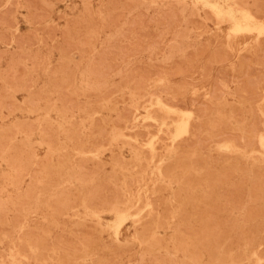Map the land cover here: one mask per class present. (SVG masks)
<instances>
[{"label": "rangeland", "instance_id": "1", "mask_svg": "<svg viewBox=\"0 0 264 264\" xmlns=\"http://www.w3.org/2000/svg\"><path fill=\"white\" fill-rule=\"evenodd\" d=\"M1 2V5H0V11H1V13H0V19L2 20V21H0V22H3L2 24H0V33H2V34H0V38L2 39V41L0 40V72H1V75H0V77H1V79H0V82H2V84L3 85H1V83H0V86H1V90H0V96L2 97H0V116L2 117V119L0 118V129H7L6 130V132H5V134L3 135V140L4 139H9L10 137V141H12L14 144H20L22 141H23V139L25 140L26 138H24V136H23V133L21 132V131H19L18 129H16V127H13V132H14V130H15V134L12 132V131H10L11 129H10V126H11V124L12 123H19V122H21V120H23L22 121V124H23V122H24V124L23 125H26L27 127H30L31 126V128H26L27 130H28V133H29V130H31L30 131V133L33 135V134H41V133H44V131L42 130V131H39V126H38V124H37V119H36V116H35V114L34 113H27V112H25L24 110H21L19 107L20 106H26V105H29V103H27V102H29L28 100H31L30 101V104L32 103V104H38V103H40V102H43V101H45V99H46V95H47V93L46 92H44V91H42L41 90V83H40V81L42 80V78H43V76H45L46 74H50L49 73V71L50 72H52V70H53V68H55L57 71H60V70H58V67H59V65H60V63H61V65H60V67L63 65H65V63L66 62H69L68 60H70V64L69 63H66L67 65L66 66H64V71H68V76H69V80L68 81H71L72 82V80H74V77H72V76H75L74 74H77V73H79V72H81L82 70L84 71L85 70V72H87L88 74H90V78L92 79V80H94L95 82H97V84H99L98 85V87H96V88H89L87 91H85L84 93H80V94H82V95H79V94H77V93H74V92H71V91H69V90H67L66 89V87H65V84L63 85V86H60V87H62V88H60V90L64 93V95H63V93L62 92H59L61 95H62V98L60 97L61 95L58 93V92H53V94L51 93L50 94V100H52L51 101V103H54V102H57V100H58V98H56V96L58 95V97L59 98H61V100H58V104H66V106H69V107H71V108H73V109H77V107H73V106H71V104L72 105H74V104H76L77 106H78V108L80 107V103H81V106H85L86 104H87V102H88V105H87V107L89 108V110H90V112H94V114H93V116L95 117V122H91V121H89V119L86 121L87 122V124H82L83 122H81V120L78 118V120L77 121H79V122H76L75 124H77L78 126L76 127V129L78 130V133L80 132V130H81V132L79 133V134H81V135H78V134H75L74 136L77 138V136L78 137H80V136H85L86 134L88 135L89 134V136H85L87 139H88V137H92V138H89V139H93L94 141H95V143H91V145L90 144H87V145H89V147H87V146H85L86 148H89V149H86L85 148V152H84V154H83V161H85L84 163H82L83 161L81 160L82 158H80V161H79V156L77 155V154H75V157H74V160H75V163L77 164V169H80L79 167H81V172L79 171V173H83V174H81V176L82 175H84L85 177H94V175H95V177H97L98 176V174H99V178H102V181L100 182V184H99V186L98 187H96L95 189H96V193H97V200H99L100 199V201H102L103 200V202H106L107 201V204H110L111 202H113V203H115L116 201H117V199H116V197L118 198V204H117V206H119L121 209H127V211H134V210H136V208L138 207V208H140L143 204H140L139 202H135L133 205H130L131 203L130 202H128L127 200H126V197L124 196V188H123V186H121V184H122V182H123V179H124V177L125 176H130L129 174L130 173H136L137 172V170H139L138 168H139V166H137L136 165V162H135V160H133V157H134V151L136 150V151H139V152H143V149L145 150H147L148 151V153L147 152H143V154H144V156H146L147 157V159L149 160V159H151V160H149V161H151L152 162V164H149V166L147 167V168H145L144 169V171L141 173V176H143L144 174V178H145V176H146V178L145 179H147L148 177H150L151 175H152V171H151V167L153 166V164H154V162L155 163H158V160L160 159V157H158V155H160V156H163V157H161V159H167V158H169V157H171V156H173L174 155V157L176 156V159H177V157L179 156V154L180 155H183V156H185L184 154H183V151L185 150H188L190 153H193V152H195L196 154H198L199 155V157H201V159H203V158H205L206 157V159L209 161V162H211V165H213L215 168H220L222 165L221 164H223V163H225V162H229V161H232L231 159H233V157H237V155H236V153L233 151V150H223V151H221L219 148H217V144L218 143H220V142H224V141H227V139H228V141H230V140H234V142L237 144H239L240 146H237V147H239V148H244V147H242L243 145L245 146V144L248 142V144H250L251 142V144L249 145V146H251L250 148H252L253 149V151H251L250 153H249V155H248V158L247 159H245V162L243 163V165H242V167H243V170H241V168H240V170H227L226 172H227V174H225V176H224V180H225V182L223 183V188H224V191L227 189V188H229V191H234L233 193L232 192H230L229 193V191H225V194H228V195H231V196H229V201H228V196H226L225 194V197L226 198H222V197H224L223 195L221 196V199H220V203H221V210H222V212L220 213V218H221V220H222V222L223 221H225V220H228V221H225V222H223V223H227V225L225 226V230L226 231H228L229 232V234H227L228 232H226L224 229H221L222 231V235H224V239H227V241H226V243H225V245L227 244L228 245V247L230 246L231 248H234V249H237V248H243L244 246H243V241H241L240 242V240L242 239V237H243V233L244 234H246L247 236H249V237H252V238H254V236H255V238L256 239H258V240H256V242L257 243H255L253 246H252V249L255 251V254H258V255H261L262 253L261 252H263L264 250H260V248H262V249H264V241L261 239L263 236H264V191L262 192L261 191V193H263V194H261V196H259L258 197V195H255V199H258L259 198V200H257V201H255L253 198H254V196H253V198H252V196L250 197H247L248 196V194L249 195H251V193L249 192V191H251V192H253L252 193V195H254V191L255 190H250V186H245L244 188L241 186V183H242V181H240V180H242L243 179V171H244V168L245 169H252V167H253V164H254V162H258V164H259V167H254L255 169H257L258 171H255L254 170V174H258L259 176H261V179L264 177V175H262V174H264V165H261V164H264V147H261L260 145H258L260 142L258 141V135L260 136V135H264V80L262 79V78H264V77H262L263 76V71H264V63H262V62H264V59H262V58H264L263 56H262V58L260 57L262 54H264L262 51H264V48L262 47V46H264V32L263 33H261V34H257L256 32H235V31H233L232 30V26L230 25L231 23H230V20L227 18V17H222V16H218L213 10H212V8L211 7H209V6H207V5H204V4H202L201 2H198L197 0H172V1H170V0H90V2L88 1V0H42V1H44L45 3L44 4H42L43 2L41 1V0H0ZM10 1H11V4H10ZM29 1V2H28ZM40 1H41V3H40ZM107 1V2H106ZM122 1H123V3H122ZM131 1H133L132 3H131ZM176 1V2H175ZM237 2H240L241 4H243V5H247V6H249V7H251L254 11H255V13L257 14V16L258 17H261V20L264 22V0H260V3H262V4H259V0H236ZM4 2V3H3ZM14 2V3H13ZM36 2V3H35ZM120 2V3H119ZM134 2L136 3V4H134ZM17 3H18V5H17ZM21 3V4H20ZM48 3H50V4H52L51 6L48 4ZM86 3V4H85ZM168 3H170V4H168ZM181 3V4H180ZM33 4V5H32ZM37 4V5H36ZM41 4V5H40ZM85 4V5H84ZM102 4H104V5H102ZM110 4V5H109ZM114 4H120V6L121 5H123V6H116V5H114ZM132 4V5H131ZM139 4V5H138ZM145 4V5H144ZM172 4V5H171ZM183 4V5H182ZM31 5V6H30ZM39 5V6H38ZM45 5V6H44ZM88 5V6H87ZM154 5V6H153ZM162 5V6H161ZM170 7H169V6ZM260 5V6H259ZM262 5V6H261ZM7 6H9V7H7ZM26 6V7H25ZM42 6H43V8H42ZM89 6H91V7H89ZM99 6V7H98ZM105 6V7H104ZM131 7V8H128V7ZM136 7V8H134V7ZM140 6V7H139ZM175 6H176V8H175ZM178 6H181L180 7V12H179V8H178ZM7 7V8H6ZM35 7V8H34ZM89 7V8H88ZM111 7V8H110ZM120 7V8H119ZM124 7V8H123ZM145 7V8H144ZM186 7V8H185ZM15 8V9H14ZM41 8V11L39 10ZM44 8H47V9H44ZM86 8H87V10H86ZM103 8H104V10H103ZM112 8L114 9V11H115V9H116V12H113L112 11V13L111 12H108V11H111L112 10ZM118 8V9H117ZM125 8H127V9H125ZM133 8V9H132ZM140 10H139V9ZM163 8V9H162ZM165 8V9H164ZM167 8V9H166ZM171 8V9H170ZM181 8H182V10H181ZM183 8H185V9H183ZM209 8L211 9V11L209 10ZM50 9V10H49ZM124 9V10H123ZM135 9V10H134ZM154 9V10H153ZM160 9V10H159ZM170 9V10H169ZM176 9H178L177 11H176ZM205 10L206 12H208V13H206L205 11V13H203V10ZM208 9V10H207ZM16 10V12H14ZM50 11V13L49 12H47L46 13V11ZM97 12H96V11ZM101 10V11H100ZM108 10V11H107ZM134 10V11H133ZM143 10V11H142ZM156 10V11H155ZM186 10V11H185ZM5 11H7L6 13H5ZM37 11V12H36ZM40 11V12H39ZM90 11H92L91 13L93 14H91L90 13ZM102 11H104V14H103V12ZM136 11V12H135ZM159 11V12H158ZM161 11H163V13L161 12ZM259 11V12H258ZM45 12V13H44ZM98 13V14H96V13ZM129 13L128 15L126 14V13ZM158 12V13H157ZM194 12H196V13H194ZM212 12H213V14H212ZM2 13H4V14H2ZM33 13H37V14H33ZM41 13H42V16H40L41 18H42V20H41V18H39V15H41ZM84 13V14H83ZM107 13V14H106ZM109 13H110V15H109ZM156 13V15H153V14H155ZM161 13V15H158V14H160ZM172 13V14H171ZM181 14V16H180V14ZM194 13V14H193ZM261 13V14H260ZM263 13V14H262ZM6 14V15H5ZM10 14H11V16H10ZM81 14V15H80ZM152 14V15H151ZM172 16H171V15ZM179 14V15H178ZM186 14V15H185ZM195 14H196V16H199V17H196L195 16ZM205 14H206V16H205ZM259 14V15H258ZM56 15V16H55ZM59 15V16H58ZM109 15V16H108ZM126 15V16H125ZM142 15V16H141ZM147 15V16H146ZM149 15V16H148ZM158 15V16H157ZM263 15V16H262ZM65 16V17H64ZM92 16H94L93 18H91ZM122 18H121V17ZM125 16V17H124ZM129 16V17H128ZM131 16V17H130ZM156 16V17H155ZM166 16H168V17H166ZM185 16V17H184ZM190 16H195V18H191ZM10 17V18H9ZM61 17H63V18H65V19H63V18H61ZM103 18V20H102V18ZM109 17V18H108ZM119 17V18H118ZM143 17V18H142ZM173 17V18H172ZM178 19L179 17H180V19H182V23H179V22H181V20L180 19H178V21H177V19ZM188 17V18H187ZM33 18H36V19H34L33 20ZM44 18H45V20H44ZM47 18V19H46ZM69 18H71V19H69ZM76 18V19H75ZM136 18V19H135ZM138 18V19H137ZM146 18V19H145ZM156 18V19H155ZM160 18V19H159ZM168 18V19H167ZM185 18V19H184ZM187 18V19H186ZM197 18H199V19H197ZM202 20H201V19ZM206 18H208L207 20H206ZM72 19H74V20H72ZM86 19L88 20V21H86ZM92 19H95V21L94 20H92ZM98 19H100V20H98ZM105 19H107V20H105ZM118 19V20H117ZM131 19V20H130ZM165 19H166V21H165ZM169 19H170V21H169ZM189 19V20H188ZM204 19V20H203ZM210 19V20H209ZM216 19V20H215ZM227 19V20H226ZM6 21V23H4L5 21ZM37 20V21H36ZM81 21V23H80V21ZM91 20H92V22L94 21L95 23H97V24H91L92 22H91ZM115 20V21H114ZM122 20H123V22H122ZM126 20H128L127 22H126ZM159 20V21H158ZM13 21V22H12ZM39 21V22H38ZM43 21V22H42ZM69 21H70V24H69ZM77 21H79V23H80V25H79V23L77 22ZM100 21L103 23H100ZM105 21V22H104ZM110 21V22H109ZM120 21L121 22V24H122V26H120L119 27V25H120V22L118 23V22ZM125 21V22H124ZM129 21H130V23H129ZM156 21V22H155ZM162 21V22H161ZM190 21V22H189ZM196 21H197V24H196ZM204 21V22H203ZM211 21V22H210ZM36 22H38V23H36ZM68 22V23H67ZM77 22V23H76ZM100 24H99V23ZM107 22V23H106ZM155 22V23H154ZM164 22V23H163ZM169 22V23H168ZM174 22V23H173ZM177 24H176V23ZM188 22V23H187ZM213 22V23H212ZM31 23V24H30ZM75 23V24H74ZM84 23V24H83ZM89 23V25H87ZM110 23H112V25L110 24ZM128 23V24H127ZM157 23H159L158 24V27H157ZM178 23L180 24V25H178ZM186 23V24H185ZM205 23V24H204ZM9 24V25H8ZM50 24V26L48 27V25ZM77 24V25H76ZM115 24V25H114ZM133 24V25H132ZM137 24H140V25H137ZM142 24V25H141ZM149 24H151L153 27H154V29H151L152 28V26L151 25H149ZM156 24V25H155ZM174 24H176V25H174ZM185 24V25H184ZM201 24V25H200ZM208 24H210V25H208ZM82 25V26H81ZM99 25V26H98ZM110 25V26H109ZM127 25V26H126ZM136 25V26H135ZM148 25V26H147ZM155 25V26H154ZM186 25H188V27L186 26ZM1 26H3V27H1ZM9 26V27H8ZM15 26V27H14ZM58 27V28H56V27ZM75 26H76V28L77 27H79V29H76L75 28ZM87 26H89V27H91V28H84V27H87ZM102 28H101V27ZM103 26H104V28H103ZM110 28H109V27ZM112 26V27H111ZM125 26V27H124ZM143 26H144V28H143ZM202 26V27H201ZM204 26H205V28H204ZM35 27V28H34ZM40 27H42V28H40ZM46 27V28H45ZM66 27H68V29L66 28ZM80 27L83 29V30H85V31H82V30H80ZM134 27V28H133ZM161 27V28H160ZM165 27V28H164ZM173 27H176V32H175V28H173ZM181 28L182 27V29H181V31H180V29H178V28ZM197 29H196V28ZM201 27V28H200ZM53 28V29H52ZM63 28V29H62ZM105 28H107V29H105ZM117 28V29H116ZM125 28V29H124ZM139 28V29H138ZM143 28V29H142ZM146 28V29H145ZM168 28V30L170 29L171 30V32L173 33H171L170 32V30L169 31H165V29H167ZM187 28V29H186ZM33 29V32L31 31V30ZM37 29V30H36ZM45 29V30H44ZM60 29V30H59ZM65 29V30H64ZM73 29H76V30H73ZM86 29H88L87 31H86ZM121 29H122V31H121ZM157 29V30H156ZM172 29H173V31H172ZM183 29L185 30V33H184V31H183ZM203 29V30H202ZM223 31H222V30ZM1 30H3V31H1ZM7 30V31H6ZM34 30H36V31H34ZM78 30H80L79 32H78V34L76 33V31H78ZM125 30H127V31H125ZM144 30V31H143ZM155 30V31H154ZM163 30H164V32H163ZM199 30V31H198ZM205 30V31H204ZM7 33V35H6V33ZM44 31V32H43ZM46 31V32H45ZM60 31H62V32H60ZM69 31V33L67 34V32ZM73 32V33H71L70 34V32ZM75 31V32H74ZM90 31V32H89ZM119 31H121V32H119ZM131 31V32H130ZM134 33H133V32ZM162 31V32H161ZM179 31H180V34H178L179 33ZM204 31V32H203ZM208 31V32H207ZM225 31V32H224ZM24 32V33H23ZM26 32V33H25ZM37 32V33H36ZM49 32H50V34H49ZM87 32V33H86ZM137 32V34L135 35V33ZM154 32V33H153ZM178 32V33H177ZM198 32V33H197ZM200 32V33H199ZM21 33V34H20ZM36 33V34H35ZM45 35H44V34ZM47 33V34H46ZM57 33V34H56ZM77 34V35H79V36H82V37H80L81 39H79L78 41H82V44H81V42H78L77 41V37H76V35L75 34ZM118 33V34H117ZM132 33H133V37H132ZM163 33H169L168 35L166 34H163ZM175 33V34H174ZM178 35H177V34ZM184 33V34H183ZM231 33V34H230ZM11 35V37H10V35ZM37 34H38V36H37ZM73 34V35H72ZM87 34V35H86ZM91 34H92V36H91ZM115 34H116V36L117 37H115ZM172 36H171V35ZM1 35H3V36H1ZM22 35H23V37H22ZM26 35V36H25ZM42 35H43V37H42ZM46 35H49L50 36V38L51 39H49L48 38V36H46ZM55 35H56V38H55ZM83 35H84V37L85 38H83ZM97 37H96V36ZM119 35V36H118ZM138 35V36H137ZM160 35H163V37L161 36L160 37ZM174 35H176V36H174ZM217 35V36H216ZM258 35V36H257ZM34 36H35V38H34ZM40 36V37H39ZM69 36H71L70 37V39H69ZM74 36V37H73ZM120 36H126L125 37V39H122V38H120ZM128 36V37H127ZM141 36H142V38H141ZM150 36V37H149ZM164 36H166V37H164ZM179 36L181 37V36H183V37H181L180 39H179ZM7 37L9 38V39H7ZM19 37V38H18ZM38 37V38H37ZM59 37V38H58ZM76 37V38H75ZM134 38L133 40L131 39V38ZM143 37H144V39H143ZM170 37H172V40H171V38ZM174 37H175V39H174ZM14 38V39H13ZM46 38V39H45ZM58 38V39H57ZM62 38V39H61ZM71 38H73L74 40H72ZM91 38V39H90ZM95 38V39H94ZM114 38H117L116 40L114 39ZM119 38H120V40H119ZM128 38V39H127ZM169 38H170V41H169ZM256 38V39H255ZM261 38V41L259 40ZM263 38V39H262ZM19 39V40H18ZM44 41H43V40ZM62 41H60V40ZM76 39V40H75ZM87 39V40H86ZM94 39V40H93ZM97 39V40H96ZM131 39V40H130ZM151 39V40H150ZM161 39H163V40H161ZM166 39H168V40H166ZM249 39V40H248ZM10 41V42H8V41ZM15 40V41H14ZM29 40V41H28ZM30 40H32V41H30ZM46 40V41H45ZM91 40V41H90ZM96 40V41H95ZM149 40V41H148ZM182 40V41H181ZM186 40V41H185ZM197 40V41H196ZM4 41H5V43H4ZM52 41V42H51ZM58 41V42H57ZM111 41H112V43H111ZM114 41V42H113ZM117 41V42H116ZM131 44V46H129L130 44L128 43V42ZM144 41H146V43H144ZM162 41H166L165 42V46L164 45H162L164 42H162ZM168 41V42H167ZM203 41H205V42H203ZM216 41H218L217 43H216ZM244 41V42H243ZM16 42V43H15ZM47 42H50V43H48L47 44ZM89 42V43H88ZM94 42V43H93ZM110 42V43H109ZM119 42H121V43H119ZM127 42V43H126ZM136 42V43H135ZM142 42H143V44H142ZM170 42H172V43H170ZM181 42V43H180ZM191 42V44H192V46H190L191 44H188V43H190ZM201 43V46H200V43ZM207 42H208V44H207ZM8 43V44H7ZM27 43V44H26ZM32 43V44H31ZM61 45H60V44ZM74 43H75V45H74ZM79 43H80V45H79ZM90 44L89 46H90V49H89V47L86 45V47L85 48H83L85 45L84 44ZM91 43H93V45H92V47H91ZM105 43H106V47H107V45H109L110 47H108V48H110V50H107L106 49V47L105 46H103V45H105ZM117 43V44H116ZM158 43V44H157ZM160 43H161V45H160ZM170 43V44H169ZM176 43V45L177 46H175V45H173V44H175ZM206 43V44H205ZM214 43V44H213ZM18 44V45H17ZM59 44V45H58ZM64 44V45H63ZM66 44H67V47H66ZM111 44V45H110ZM129 44V45H128ZM135 45V47H133L134 45ZM137 44H138V46H137ZM145 44V45H144ZM147 44H149V45H147ZM210 44V45H209ZM263 44V45H262ZM17 45V46H16ZM24 45V50H23V47L22 46ZM30 45H32V46H30ZM102 45V46H101ZM125 45V46H124ZM133 45V46H132ZM168 45V46H167ZM170 45V46H169ZM206 45V46H205ZM31 48H30V47ZM42 46H44V48L42 47ZM55 48H54V47ZM57 46V47H56ZM65 46V48H63L62 49V47H64ZM68 46H71L70 48L68 47ZM73 46V47H72ZM82 46V47H81ZM96 46V47H95ZM112 46V47H111ZM114 46L117 48H114ZM121 48H120V47ZM129 46V47H128ZM140 46V47H139ZM175 46V47H174ZM187 46V47H186ZM189 46H190V48H189ZM195 46H197V48L195 47ZM198 46H200V47H198ZM220 46V47H219ZM253 46V47H252ZM16 47V48H15ZM37 47V48H36ZM39 47V48H38ZM49 47H51V48H49ZM61 49H60V48ZM78 47V48H77ZM80 47V48H79ZM103 47H105V50H104V48ZM125 47V48H124ZM133 47V48H132ZM147 47H148V49H147ZM153 47V48H152ZM157 47V48H156ZM170 47V49H168L167 50V48H169ZM183 47V48H182ZM262 47V48H261ZM3 48H5V49H3ZM57 48V49H56ZM68 48V49H67ZM73 48H75V49H73ZM82 48H83V50L85 51L84 53H82V51H80V53H79V51H78V49L79 50H82ZM101 48V49H100ZM120 48V49H119ZM123 48V49H122ZM129 48H130V50H129ZM156 48V49H155ZM191 48H192V50H191ZM212 48V51H215L216 53H217V55H218V53H219V57H217V55L216 54H214L213 55V53H211L210 54V52H211V49ZM262 50H261V49ZM30 49V50H29ZM66 49V50H65ZM71 49H73L72 51H71ZM92 49V50H91ZM125 49V50H124ZM128 49V50H127ZM152 50L151 52L149 51V50ZM161 51H159V50ZM166 49V50H165ZM197 51H196V50ZM217 49V50H216ZM226 50V51H224V50ZM227 49H229V50H227ZM259 49V50H258ZM13 50V51H12ZM19 52H18V51ZM64 52V50H65V54L62 52V51ZM77 50V51H76ZM97 50H99V51H97ZM155 50V51H154ZM166 52H165V51ZM256 50V51H255ZM14 51H15V53H14ZM30 51H32L30 54H29V52ZM68 51V52H67ZM73 52L72 54H71V56H69L70 55V53L69 52ZM92 51V52H91ZM117 51V52H116ZM141 51H143V52H141ZM145 51V52H144ZM185 51V52H184ZM188 51H190V52H188ZM193 51V52H192ZM203 51H205V53L203 52ZM3 52H5V53H3ZM7 52V53H6ZM28 52V53H27ZM61 52H62V54H61ZM90 52L91 54H89V55H87L88 53ZM95 52L97 53V54H95ZM98 52H99V54H98ZM105 52V53H104ZM112 54H111V53ZM119 52H120V54H119ZM149 52V53H148ZM153 52H156L155 53V55L153 54ZM171 52V54H169ZM214 52V53H215ZM230 52V53H229ZM262 52V53H261ZM13 53V56H14V54H16L15 56H14V58H13V56L11 55ZM21 53V54H20ZM23 53H27V55L25 54H23ZM41 55H40V54ZM100 53H101V56H100ZM110 53V55H108V54ZM117 53V54H116ZM122 53V54H121ZM139 53V55H137V56H135L134 54H138ZM147 53V54H146ZM159 53V54H158ZM166 55H165V54ZM174 55H173V54ZM186 53V56L184 55ZM193 53V54H192ZM204 53V54H203ZM223 53H225V55H223ZM228 53V54H227ZM244 53V54H243ZM44 54H46V55H44ZM66 54H69V55H66ZM82 54V55H81ZM104 54V55H103ZM106 54V55H105ZM115 54H116V56H115ZM124 54L126 55V56H124ZM169 55V57H168V55ZM194 54H197V56L195 55V58H193L194 57ZM203 54V55H202ZM209 54V55H208ZM258 54H260V55H258ZM19 55H21L22 57H24V59L23 60H21L22 59V57L20 56L19 57ZM48 55H49V57H48ZM80 55V56H79ZM96 55V56H95ZM133 55V57H131V56ZM171 55H173V56H171ZM176 55V57L174 58V56ZM208 55V56H207ZM241 55V56H240ZM243 55H248L247 57H248V59H247V57L246 56H244L243 57ZM251 56V61H250V56ZM19 58H21V59H18V57ZM27 56V57H26ZM30 56V58H31V60H30V58H28ZM63 56H64V58H63ZM73 56H74V58H73ZM86 56V57H85ZM90 56V57H89ZM95 56V57H94ZM104 56V57H103ZM120 56V57H119ZM127 56L129 57L128 59H127ZM168 58H170L171 57V59H167V57ZM178 56V57H177ZM185 56V60H186V58L188 59V57H189V60L188 61H193V62H187V60L184 62V61H182V62H179V61H181L182 59H184L183 57ZM188 56V57H187ZM199 56V57H198ZM202 56V57H201ZM213 56L215 57V58H213ZM257 56H259L261 59L259 60L258 59V57ZM17 57V58H16ZM35 57V58H34ZM42 57V58H41ZM68 57V58H67ZM115 57V58H114ZM159 57H160V59H159ZM198 57V58H197ZM201 57V58H200ZM210 57V58H209ZM246 57V60H244V58ZM254 57H256L255 59H254ZM11 58H13L14 60H12ZM26 58V59H25ZM38 58V59H37ZM46 60H45V59ZM60 58V59H59ZM76 58V59H75ZM78 58H80V59H78ZM86 58V59H85ZM94 58V59H93ZM98 58V59H97ZM107 58H109V59H107ZM123 58H126V59H123ZM140 58V60L142 61H140V60H138ZM141 58H144V60L143 59H141ZM152 58V59H151ZM179 58H181V59H179ZM192 58V59H191ZM198 59V61H197V59ZM207 58V59H206ZM211 58H212V60H211ZM218 58V59H217ZM224 58H226L225 59V61H224ZM240 60H239V59ZM242 58H243V60H244V62H243V60H242ZM11 59V60H10ZM38 61H36V60ZM51 59V60H50ZM73 59H75V62L73 61ZM78 59V60H77ZM90 59V60H89ZM92 59H93V61H92ZM111 59H113V60H111ZM116 59V60H115ZM158 59L160 60V61H158ZM173 59V61L171 62V60ZM176 59V60H175ZM205 59H206V61H205ZM208 59H210V60H208ZM215 59V60H214ZM231 59V60H230ZM259 60L260 61V63H258V61L257 60ZM19 60V61H18ZM39 60H40V62L42 63H40L39 62ZM58 60H60V61H58ZM61 60H63V62L61 61ZM64 60H67L66 62L64 61ZM76 60H77V63H76ZM80 60V61H79ZM82 60V61H81ZM104 60V61H103ZM107 60H108V62H107ZM126 60V61H125ZM132 60V61H131ZM136 60V61H135ZM146 60V61H145ZM154 60V61H153ZM165 60V61H164ZM178 60V61H177ZM247 60H249L250 61V63L247 61ZM256 60V61H255ZM13 61V62H12ZM18 63H17V62ZM33 61V63H31ZM99 61V62H98ZM106 61V62H105ZM112 61V62H111ZM116 61V62H115ZM117 61H119V62H117ZM137 62V63H135V62ZM140 61V62H139ZM156 61V62H155ZM175 61H176V63L178 62V64H176L175 63ZM200 61V62H199ZM204 61L205 62H208L206 65H205V63H204ZM214 61V62H213ZM215 61H217L216 62V64H215ZM220 61H221V63H220ZM238 61H239V63H238ZM242 61V62H241ZM262 61V62H261ZM17 63L18 64V66H17V64L16 65H14L15 63ZM23 63L22 65L20 64V63ZM57 62H58V64H57ZM80 62V63H79ZM94 64H93V63ZM97 62H98V65L99 66H96L95 65V63L97 64ZM114 62V63H113ZM133 62V64H131ZM150 62V63H149ZM170 62V63H169ZM197 62V64H195ZM223 62V63H222ZM247 62V63H246ZM257 62V63H256ZM38 63V64H37ZM47 65H46V64ZM55 63V64H54ZM135 63V64H134ZM144 63H147L149 66H150V68L148 67V65L146 64H144ZM162 65H161V64ZM170 65L168 68H167V66H168V64ZM181 63L183 64H185V65H187V66H185L184 64L183 65H181ZM187 63V64H186ZM198 63H199V65H200V68H199V66H198ZM201 63V64H200ZM209 63H211V64H209ZM244 63H246V64H244ZM249 63V64H248ZM25 64H27V65H25ZM35 64V65H34ZM52 64H53V66H52ZM74 64V65H73ZM81 64H87V66H85V67H80L79 68V66L81 65ZM92 64V65H91ZM105 64V65H104ZM136 64H138V65H136ZM140 64V65H139ZM143 64V65H142ZM150 64H152V65H150ZM177 65V67H178V70H177V67L175 68V66ZM34 65V66H33ZM44 65H46L47 67H45ZM57 67H55V66ZM69 65H73V66H69ZM77 65V66H76ZM95 65V67L92 69V67ZM104 65V66H103ZM118 65H120V66H118ZM129 65V66H128ZM153 65H155L156 67H154ZM164 65V66H163ZM180 65H181V68H180ZM191 67H190V66ZM194 65L195 66H197V67H194ZM242 65V66H241ZM248 67H247V66ZM249 65H250V68H249ZM261 67H260V66ZM17 66V67H16ZM27 68V70H26V68ZM28 66H30V67H32V73L31 72H29L28 71ZM41 66H42V71L40 70V68H41ZM69 67V69H68V67ZM77 68H76V67ZM100 66H101V68H100ZM118 66V68H116ZM125 66V67H124ZM128 66V67H127ZM152 66V67H151ZM161 67V68H159V67ZM183 66V67H182ZM220 66V67H219ZM244 66V67H243ZM252 66V67H251ZM21 67H22V69H21ZM36 67V68H35ZM44 67V68H43ZM65 67H67V69L65 68ZM73 67V68H72ZM102 67H104V68H102ZM131 69H130V68ZM158 67V68H157ZM165 67V68H164ZM172 67V69H173V67L175 68V71L176 72H178V74L177 73H175V71H173L172 69H169V68H171ZM186 69H189V70H186ZM190 67V68H189ZM193 67V69H191ZM204 67H206V69L204 70ZM210 67H211V69H210ZM220 69H219V68ZM239 67H240V70H239ZM255 67V68H254ZM257 67H258V69H257ZM263 67V68H262ZM5 68V69H4ZM51 68V69H50ZM90 68L92 69V72H91V70H90ZM100 68V69H99ZM105 68H106V70H105ZM127 68V69H126ZM139 68V69H138ZM155 68V69H154ZM180 68V69H179ZM182 68H183V70H182ZM196 68H198L197 69V71L195 70ZM218 68V69H217ZM223 68H225V69H223ZM227 68V69H226ZM246 68V69H245ZM251 68H252V70H251ZM7 69V70H6ZM16 69H19V71L18 70H16ZM38 69H39V71H38ZM75 69H76V71L77 72H75ZM99 71H98V70ZM134 69H136V70H134ZM158 71H157V70ZM161 69V70H160ZM169 69V70H168ZM217 69V71L215 72V70ZM239 70V72H238V70ZM243 69V70H242ZM248 69V70H247ZM4 70V71H3ZM10 70H11V72H10ZM23 70V74L25 73L26 75H21L20 73H21V71ZM71 70V71H70ZM73 70V71H72ZM110 70V71H109ZM114 70V71H113ZM122 70V71H121ZM124 70V71H123ZM131 70L133 71L131 74H130V72H131ZM164 70V71H163ZM167 70V71H166ZM184 73V75L185 76H183V73L181 72V71ZM190 70H193V71H191L190 72ZM203 70H204V72H203ZM221 70V71H220ZM227 70V71H226ZM255 70V71H254ZM259 70V71H258ZM260 70L263 72V73H261L260 72ZM7 71V72H6ZM28 71V72H27ZM37 71V72H36ZM56 71V72H57ZM94 71V72H93ZM113 71V72H112ZM141 71V72H140ZM169 71V72H168ZM173 71V72H172ZM189 71V72H188ZM200 71V72H199ZM227 73V75H226V77H225V72ZM246 71H247V73H246ZM257 71V72H256ZM3 72V73H2ZM16 72H18L19 74L17 75V73ZM27 72V73H26ZM55 72V70H53V72L52 73H56ZM71 72H72V74H71ZM74 72V73H73ZM91 72V73H90ZM98 72H99V74H98ZM121 72H122V75H121ZM139 72V73H138ZM159 74V73H162V74H159L160 76H157V74ZM188 72V73H187ZM195 72V73H194ZM209 72V73H208ZM240 72H243V73H240ZM245 72V73H244ZM260 72V73H259ZM29 73H30V76H32V77H30L29 76ZM93 73V74H92ZM95 73H97L98 74V77H97V74L95 75ZM111 73V74H110ZM114 73V74H113ZM116 73V74H115ZM142 77L143 76V79H145L146 80V82H145V80H143V79H141V77L140 76H138V74ZM153 73V74H152ZM164 73H167V74H169V75H166V74H164ZM182 73V74H181ZM193 73V74H192ZM200 73V74H199ZM209 74V76H207L208 74ZM219 73H220V75H219ZM232 73V75H231V77H230V74ZM235 73V74H234ZM237 73V74H236ZM240 73V74H239ZM250 73V75H248ZM256 73V74H255ZM258 73H259V75H258ZM15 74H16V76H15ZM38 74V79H37V75ZM70 74V75H69ZM94 76H92V75ZM102 74V75H101ZM110 74V75H109ZM126 74H127V76L129 77H127L126 76ZM150 74V75H149ZM172 74H174V75H176V76H174V75H172ZM224 74V75H223ZM244 74H245V78H243V76H244ZM253 74V75H252ZM262 74V75H261ZM2 75H5V76H2ZM99 75H101L102 76V78H104L103 80H102V78H101V76L99 77ZM120 75H121V77H120ZM125 75V76H124ZM134 75V76H133ZM137 75V76H136ZM148 75V76H147ZM163 75V76H162ZM190 75H191V77H190ZM236 75V76H235ZM22 78H21V77ZM24 76V77H23ZM27 76H29V77H27ZM104 76V77H103ZM106 76V77H105ZM108 76V77H107ZM109 76H110V78H109ZM132 76V77H131ZM152 76V77H151ZM170 78H169V77ZM183 76V77H182ZM189 76V77H188ZM197 76V77H196ZM204 77V76H206V77H204V78H201V77ZM256 76H257V79H256ZM3 77H5V78H7V77H9L10 78V81H9V78L7 79V80H5V78H3ZM11 77H12V79H11ZM17 77V78H16ZM71 77V78H70ZM127 77V78H126ZM134 77V78H133ZM150 77V78H149ZM169 79H168V78ZM174 79V80H172V78ZM180 77V78H179ZM194 77V78H193ZM225 77V78H224ZM230 77V78H229ZM240 77V78H239ZM249 77H251V78H253V79H251V78H249ZM259 77H260V79H259ZM262 77V78H261ZM3 78V79H2ZM27 78V79H26ZM121 78V79H120ZM131 78V79H130ZM133 78V79H132ZM136 78H138L137 80H138V82H139V84H138V82H137V80H136ZM183 78V79H182ZM218 78V79H217ZM233 78V79H232ZM235 78V79H234ZM238 78H239V80H238ZM246 78H248V80L246 79ZM29 79H30V81H29ZM37 80V82H36V80ZM100 79V80H99ZM115 79V80H114ZM120 79V80H119ZM128 81H127V80ZM130 79V80H129ZM156 79V80H155ZM163 79V80H162ZM168 79V80H167ZM177 79V80H176ZM188 79V80H187ZM203 80V83L201 82L202 80ZM213 79H214V81H213ZM243 79V80H242ZM250 79H251V81H252V84H250L251 83V81H250ZM258 80V81H256V80ZM262 79V80H261ZM12 80V81H11ZM17 80H18V82L19 83H25L26 85H27V83H28V89H26V90H17L13 95L15 96L14 97V99L16 100V101H14V99H11V98H13V96L10 98L9 96H7V91H8V88L10 87V86H12L11 85V83L14 85L15 83L14 82H16V83H18L17 82ZM28 80V81H27ZM106 80V81H105ZM117 80V81H116ZM119 80V81H118ZM125 80H126V82H125ZM141 82H140V81ZM167 80V81H166ZM173 82H171V81ZM207 80V81H206ZM216 80V81H215ZM220 81V82H218V83H220L222 86H220L219 84H217V81ZM226 81V83H225V81ZM244 80L246 81V84H247V82H249L248 84H250V85H253L254 83V86H256L255 87V90L257 89V91H256V93H255V95L258 97H256L255 95H254V93H252L251 94V92H253L254 91V86H251V87H249V85H248V88L247 87H245L246 86V84H244L245 82H244ZM9 81V82H8ZM32 81V82H31ZM114 81V82H113ZM116 81V82H115ZM134 81H135V83H134ZM169 81V82H168ZM178 81H180V82H178ZM181 81H183V82H181ZM197 81V82H196ZM198 81H199V83H198ZM224 81V82H223ZM229 81V82H228ZM233 81V82H232ZM235 81V82H234ZM59 81H56V83H57V85H60L61 84V82H59ZM122 82H125V83H122ZM132 82H133V84H132ZM174 82H175V85L178 87V90L180 91H178L177 90V88L175 87V85H174ZM178 82V84H176ZM238 84H237V83ZM241 82V83H240ZM259 82V83H258ZM32 83V84H31ZM101 83V84H100ZM143 83V84H142ZM150 83V84H149ZM170 83V84H169ZM180 83H183L182 85L180 84ZM185 83H186V85H185ZM187 83H189V84H187ZM192 83V84H191ZM195 83V84H194ZM197 83V84H196ZM209 83V84H208ZM31 84V85H30ZM118 84V85H117ZM130 84H132L133 86H135V88L131 85V86H129ZM191 84V85H190ZM212 84V85H211ZM227 84H229L228 86H227ZM240 84L243 86H240ZM109 85V87H107V86ZM121 85H123V86H121ZM144 85H146V87L144 86ZM174 85V86H173ZM195 85V86H194ZM197 85V86H196ZM199 85V86H198ZM203 85H205V86H203ZM211 85V86H210ZM238 86L237 88H238V90H239V92H237V89H236V86ZM262 85H263V87H262ZM39 86V87H38ZM115 86V87H114ZM118 87V89H114V88H117ZM171 86H173V87H171ZM194 86V87H193ZM208 86V87H207ZM235 86V87H234ZM258 86L260 87L259 89H258ZM5 87V88H4ZM101 87H103V88H101ZM104 87H106V88H104ZM111 87V88H110ZM143 89H142V88ZM164 87V88H163ZM185 87H187V88H185ZM207 87V88H206ZM226 87V88H225ZM228 87V88H227ZM230 87V88H229ZM40 88V90H38ZM131 88V89H130ZM133 88V89H132ZM139 88V89H138ZM144 88H146V89H144ZM159 88H161V89H159ZM169 88V89H168ZM201 88V89H200ZM206 88V89H205ZM211 88V89H210ZM219 88H221V89H219ZM245 89V92H244V90L243 89ZM4 89H6V92H5V90ZM31 89H34L33 90V92H31L32 90ZM58 89V88H57ZM103 89H104V91H103ZM135 89V90H134ZM140 89H141V91H140ZM147 89H148V91H149V93H148V91H147ZM172 89L174 90L175 89V91H173L172 92ZM192 89V90H191ZM208 89V90H207ZM220 91H219V90ZM233 89V90H232ZM236 89V90H235ZM261 89V90H260ZM3 90V91H2ZM36 90V91H35ZM66 90L67 91H69V93L68 92H66ZM93 90V91H92ZM116 90V91H115ZM137 91L138 90V94H141L140 95V97L144 94H146L145 96L143 95L142 97H141V106H140V109H144L145 110V108H144V104H147L148 102L147 101H145V100H147L149 97L151 98L153 95H159L161 98H165V99H163L167 104H169L171 107H173L174 109H175V112L173 111V112H166V110L164 111V110H161L160 108H158L156 105H150V106H148L147 108H149V111L152 113V115H154V117L155 118H143V116L141 115V114H137V111H136V109H135V106L133 105V103H132V101H131V91ZM151 90V91H150ZM158 90V91H157ZM161 90V91H160ZM168 90V91H167ZM191 90V91H190ZM222 90V91H221ZM253 90V91H252ZM97 91H98V93H100V94H102V95H100L99 94V97H102L101 98V100H106L107 101V104H104V105H101V104H99V101L98 100H96V99H100L99 97H98V93H97ZM111 91V92H110ZM153 91V92H152ZM155 91V92H154ZM162 91H164V93H162ZM166 91V92H165ZM176 91L178 92L177 94H176ZM184 91H186V94H183V95H181L182 93H185ZM219 91V92H218ZM227 93H226V92ZM237 92V93H235L234 95L232 94V93H234V92ZM251 91V92H250ZM259 91V93H261V95L260 94H258L257 92ZM3 92V93H2ZM36 92H38L37 94H39V95H37V96H39V97H37L36 96ZM87 92L89 93V95L87 94ZM144 92H146V93H144ZM151 92V93H150ZM158 92V93H157ZM169 92V93H168ZM192 94H191V93ZM205 92H207L206 94H205ZM224 92V93H223ZM228 92H229V94H228ZM231 92V93H230ZM240 92H244L243 94L242 93H240ZM250 92V93H249ZM4 93H5V95H4ZM45 93V94H44ZM106 93V94H105ZM122 93V94H121ZM160 93V94H159ZM171 93V94H170ZM187 93H188V95H187ZM195 93V94H194ZM199 93L201 94V95H199ZM240 93V94H239ZM248 93V94H247ZM3 94V95H2ZM31 95V98L33 99H29L30 98V95ZM43 94V95H42ZM71 94V95H70ZM72 94H73V96H72ZM75 94H77V95H75ZM86 94L88 95V96H86ZM93 94V95H92ZM97 94V95H96ZM109 94H111L110 96H109ZM119 94V95H118ZM165 94H166V96H168V97H165ZM179 94V95H178ZM189 94H191V96L189 95ZM231 94V95H230ZM237 94H238V98H237ZM258 94V95H257ZM40 95H41V98H40ZM60 95V96H59ZM66 95H68V96H66ZM91 95V96H90ZM150 95V96H149ZM170 95V96H169ZM178 95V96H177ZM199 97H198V96ZM248 95V97L246 98V96ZM252 95V96H251ZM33 96L35 97V99H39V101L37 102H35V100H34V98H33ZM43 96L45 97V98H43ZM65 96V97H64ZM77 96V97H76ZM108 96V97H107ZM114 96H115V98L116 97H118L116 100H115V98H114ZM175 96H177V97H175ZM185 98L184 100H183V97ZM212 96V97H211ZM223 96V97H222ZM225 96V97H224ZM236 96V97H235ZM241 98H240V97ZM251 96V97H250ZM261 96H262V98H261ZM18 97V98H17ZM71 97V98H70ZM95 97V98H94ZM107 97V98H106ZM127 97H128V99H127ZM171 97V98H170ZM180 97V98H179ZM193 97V98H192ZM195 97V98H194ZM197 97V98H196ZM242 97H243V99H242ZM256 97V99H254ZM3 98H4V100H3ZM7 98H8V100H7ZM9 98H10V100H9ZM87 98V99H86ZM104 98H106V99H104ZM114 98V99H113ZM120 98V99H119ZM124 98H125V100H124ZM149 98V99H150ZM176 98H178V99H176ZM202 98V99H201ZM215 98H216V100H215ZM219 98V99H218ZM244 98H245V100H244ZM251 98V99H250ZM6 99V100H5ZM41 99H42V101H41ZM54 99V100H53ZM84 99H85V101H84ZM90 99V100H89ZM148 99V100H149ZM182 99V100H181ZM222 101H221V100ZM235 99V100H234ZM248 99V100H247ZM3 100V101H2ZM76 100V101H75ZM79 100V101H78ZM87 100V101H86ZM93 100V101H92ZM112 100V101H111ZM117 100L119 101V102H117ZM169 100V101H168ZM198 100V101H197ZM204 100V101H203ZM247 100V101H246ZM254 100V101H253ZM6 101V106L4 107L3 105H4V102ZM12 101V102H11ZM18 101H19V103H18ZM25 101H26V103H25ZM65 101V102H64ZM67 101H72V103H70V102H68V104H67ZM96 101V102H95ZM121 101V102H120ZM144 101H145V103H144ZM172 101V102H171ZM185 101V102H184ZM197 101V102H196ZM201 101H203V102H201ZM221 101V102H220ZM245 101V102H244ZM249 101V102H248ZM255 101H256V103H255ZM14 102V103H13ZM22 102V103H21ZM46 102V101H45ZM74 102V103H73ZM86 102V103H85ZM95 102V103H94ZM129 102V103H128ZM147 102V103H146ZM187 102H190V103H187ZM205 102H207L208 104H210V105H208L209 107H206L205 106V104H207V103H205ZM216 102V103H215ZM228 102V103H227ZM239 102V103H238ZM248 102V103H247ZM1 103L3 104L2 105V108H1ZM18 105H20V106H17V104ZM85 105H84V104ZM127 103V104H126ZM143 103V104H142ZM191 103H192V105H191ZM204 103V108L202 109V104ZM256 104V107H255V104ZM13 104H15V105H13ZM24 104V105H23ZM127 106H126V105ZM251 105L250 107H249V105ZM76 105H74V106H76ZM94 105V106H93ZM112 105V106H111ZM123 105L125 106V107H123ZM177 105V106H176ZM189 105V106H188ZM197 105H198V107H197ZM201 105V106H200ZM222 105H224V106H222ZM236 105V106H235ZM262 105V106H261ZM16 106V107H15ZM111 106V107H110ZM192 106V107H191ZM212 106H213V108H212ZM219 106H222V108H223V110L227 113H232V112H234V113H236L235 115L237 116L236 118L239 120V118H238V116H240L241 114V116L243 117H241L240 118V120H244V122H247V125H250V124H252V125H250L251 127H252V129H251V127L250 126H248V130L250 129V132H249V136H245V139H244V135H242L241 134V131H240V129H238V128H236V127H234L233 125H232V123H229V124H225V125H222V127H219L218 128V130H216L214 133H212V135L210 136V134L208 133V129H209V124L207 123V122H209L210 121V117L213 115V113H215L216 112V109L215 108H218L219 109ZM235 106V107H234ZM245 106V107H244ZM252 106H253V110H250V109H252ZM92 107H94V108H96V110L94 109L93 110V108ZM98 107V108H97ZM129 107V108H128ZM134 107V108H133ZM177 107V108H176ZM180 107V108H179ZM188 107V108H187ZM239 107H241L242 108V112H241V108H240V110H239ZM6 108V109H5ZM17 109V111H16V109ZM124 108V109H123ZM131 108V109H130ZM133 108V109H132ZM183 108V109H182ZM211 108V110L209 111V109ZM227 108V109H226ZM232 108V109H231ZM255 108L258 110H255ZM7 109H9V111H7ZM14 109V110H13ZM122 111H121V110ZM157 109V110H156ZM190 109V110H189ZM230 109V110H229ZM99 112H98V111ZM128 110V111H127ZM135 110V111H134ZM144 110H143V112H144ZM185 110V111H184ZM205 110H207L208 112H206ZM156 111H158V112H156ZM163 111V112H162ZM178 111V112H177ZM195 111V112H194ZM204 111V112H203ZM245 111V112H244ZM9 112V113H8ZM10 112H14V113H10ZM115 112L117 113V114H115ZM162 112V113H161ZM182 112H189L190 114H191V118H193L192 119V122H191V124H192V126H194V130L193 131H190L189 133H190V135H189V133H185V134H182L181 136H179V137H177V138H174V133H172L171 131H173V130H175V128H174V126H171V125H165L166 126V128H165V126L164 125H161V123H160V121H163V120H167V121H169V122H178L179 120H180V118H181V113ZM200 112V113H199ZM206 112V113H205ZM210 112V113H209ZM23 113H24V115H23ZM78 113H79V111H78ZM121 113V114H120ZM132 113H133V115H132ZM159 113V114H158ZM161 113V114H160ZM241 113V114H240ZM254 113H262V114H254ZM8 114V115H7ZM159 116H158V115ZM197 114L198 115V117H196V118H194L195 117V115ZM210 115V116H207L206 117V119L205 118H202L203 116L205 117L206 115ZM253 116H252V115ZM20 115V116H19ZM28 115V116H27ZM98 115L100 116V117H98ZM117 115V116H116ZM135 115H136V117H135ZM244 115V116H243ZM254 115L255 116H258L259 117V121L257 120L258 119V117H254ZM6 116V117H5ZM26 116V117H25ZM103 116H105V118L103 117ZM118 116H120V118L122 119V120H120L119 119V117ZM134 118H133V117ZM175 116V117H174ZM179 116V117H178ZM194 116V117H193ZM201 116V117H200ZM110 119H109V118ZM115 117H118L117 119L115 118ZM125 117V118H124ZM127 117V118H126ZM131 117H132V119H131ZM142 117V118H141ZM262 117V118H261ZM5 118V119H4ZM114 118V119H113ZM198 118H200V119H198ZM209 118V119H208ZM212 118V117H211ZM235 118V120H237ZM253 118H256V120H255V122H254V119H253V123H251L250 122V120H252ZM31 119V121H29ZM105 119V120H104ZM107 119H109V120H107ZM121 121V122H118L119 120ZM128 119H129V121H128ZM140 119H142V120H140ZM195 119H196V121H195ZM205 119V120H204ZM247 119L249 120V121H247ZM263 119V120H262ZM12 120V121H11ZM19 120V121H18ZM25 120H26V122L28 121L29 123H26L25 122ZM101 120V121H100ZM113 120H114V122H113ZM126 120V121H125ZM151 120V121H150ZM198 120V121H197ZM208 120V121H207ZM13 121H15V122H13ZM35 121V122H34ZM89 121V122H88ZM123 121V122H122ZM138 121H140V122H138ZM142 121V122H141ZM148 121V122H147ZM205 121V122H204ZM207 121V122H206ZM34 122V123H33ZM102 122V123H101ZM126 122V123H125ZM129 122H130V124H129ZM144 122V123H143ZM153 122V123H152ZM158 124H156V123ZM195 122V123H194ZM249 122V123H248ZM257 122V123H256ZM31 123H33V124H31ZM139 123V125H137ZM197 123V124H196ZM210 123V122H209ZM29 124H31L30 126H28ZM37 124V125H36ZM100 124H102V125H100ZM111 124V125H110ZM115 124V125H114ZM149 124V125H148ZM204 124V125H203ZM207 124V125H206ZM256 124H257V126H256ZM100 125V126H99ZM116 125H119V126H121V127H119V126H116ZM125 127H124V126ZM143 127H142V126ZM152 125V126H151ZM154 125V126H153ZM254 125H255V127H258V125H261V126H259V128H254ZM263 125V126H262ZM35 126H37V127H35ZM93 126V127H92ZM99 126V128H97ZM134 126V127H133ZM140 126H141V128H140ZM149 126V127H148ZM155 126H157V127H155ZM168 126V127H167ZM225 126H227V128L225 127ZM92 127V128H91ZM100 127H104L103 129L102 128H100ZM110 128V130H106V129H109ZM133 127V128H132ZM157 128V129H153V128ZM174 129H173V128ZM195 127H197L196 129H195ZM206 127V128H205ZM226 129H224V128ZM15 128V129H14ZM33 128H36V129H33ZM79 128H80V130H79ZM91 128V129H90ZM117 129L118 131L120 130V132H122V136L117 140V144H114V143H110L111 142V134H112V131H113V129ZM124 128V129H123ZM143 128L145 129V130H143ZM148 128V129H147ZM205 128V129H204ZM221 128H223V130H221ZM228 128L229 129H231V130H228ZM253 128H254V130H253ZM262 128V129H261ZM98 129H99V131H98ZM139 130V132H138V130ZM142 129V130H141ZM151 129H153V130H151ZM165 129H166V131H165ZM169 129H171V131L169 130ZM220 129V130H219ZM256 129V130H255ZM87 132H89V133H87ZM102 130H104L103 131V133L105 134H101V131ZM169 130V131H168ZM196 130V131H195ZM199 130V131H198ZM201 130H203V131H201ZM252 130V131H251ZM262 130V131H261ZM8 131V132H7ZM106 131V132H105ZM107 131H108V134H106L107 133ZM123 131H125V132H123ZM129 131V132H128ZM142 131V132H141ZM154 134V135H152L151 134V132ZM221 131V132H220ZM227 133H226V132ZM254 131V132H253ZM11 132L14 134V137H13V134H11ZM85 132V133H84ZM91 132V133H90ZM93 132V133H92ZM94 132H96V133H94ZM133 132H134V134H133ZM136 132H137V134H136ZM157 132V133H156ZM166 132H168V134H165ZM174 132V131H173ZM191 132H195V133H191ZM219 132H220V134H219ZM224 132H225V134H224ZM230 132V133H229ZM232 132V133H231ZM235 132H238V133H240V134H238V133H235ZM8 133V134H7ZM29 133V136L31 135ZM77 133V132H76ZM98 133H99V135H98ZM197 133V134H196ZM215 133H216V135H215ZM223 133V134H222ZM253 133V134H252ZM255 133H256V135H255ZM11 136H10V135ZM51 135H52V133H50ZM55 134V132H53V135ZM128 134V135H127ZM131 134V135H130ZM139 134V135H138ZM147 134V135H146ZM160 134V135H159ZM166 136H165V135ZM170 134V135H169ZM196 134V135H195ZM213 134H214V136H213ZM230 134L232 135V136H230ZM235 134V135H234ZM49 135V134H48ZM49 135V136H47V134H46V137L48 138V139H51V140H56V135ZM77 135V136H76ZM102 135H104V136H106L105 138H104V136H102ZM132 135H133V137L134 138H132ZM135 135V136H134ZM136 135H138V137L136 136ZM149 135H151V137H149ZM203 136V138H202V136ZM224 135H226V137L224 136ZM240 135H241V137H240ZM9 136V137H8ZM93 136H96V137H98V140L95 138V137H93ZM143 136V137H142ZM156 136H158V137H156ZM185 138H184V137ZM205 136V137H204ZM206 136H207V138H206ZM208 136H210V137H208ZM109 137V138H108ZM128 137V138H127ZM140 137H142V138H140ZM145 137V138H144ZM149 137V139H147V140H145L146 138H148ZM155 137V138H154ZM188 137H190V138H188ZM201 137V138H200ZM226 138V139H224V138ZM238 137V138H237ZM240 137V138H239ZM256 137V138H255ZM154 139V141H156L155 142V144H154V150H155V152H156V157H155V160H154V158L152 157V153H153V151L150 149V148H147V147H149L148 146V142H149V140L150 139ZM158 138V139H157ZM161 140H160V139ZM163 138H165V139H163ZM168 138V139H167ZM195 138V139H194ZM215 138V139H214ZM230 138V139H229ZM232 138V139H231ZM235 138V139H234ZM255 138V139H254ZM102 139V140H101ZM142 139V140H141ZM155 139H157V140H155ZM170 139V140H169ZM180 139V141H178ZM183 139V140H182ZM188 140V142H187V140ZM208 139V140H207ZM213 141H212V140ZM224 139V140H223ZM239 139V140H238ZM243 139H244V141H243ZM256 140V141H258V142H256V141H254V140ZM141 140V141H140ZM160 140V141H159ZM196 140H198L197 142H195ZM205 141V142H203L202 143V141ZM206 140H207V142H209V143H207L206 142ZM221 140V141H220ZM250 142H249V141ZM6 142H7V140H5ZM105 141V142H104ZM108 141V142H107ZM135 141V142H134ZM140 141V142H139ZM142 141L145 143H142ZM171 141V142H170ZM217 141V142H216ZM220 141V142H219ZM246 141V142H245ZM253 141L255 142V144H254V146L252 145L253 144ZM5 142V143H6ZM18 142V143H17ZM99 142V143H98ZM161 142V143H160ZM165 142V143H168V144H163V143ZM177 142V143H176ZM178 142L180 143L179 144V146H181V147H179L178 145H176V144H178ZM186 142V143H185ZM29 143H31V144H34L33 142H29ZM101 143H103V144H101ZM141 143H142V145H141ZM171 143V145H169ZM174 143H176V144H174ZM198 143V144H197ZM200 143V144H199ZM201 143H202V145H201ZM217 143V144H216ZM241 143V144H240ZM95 144V145H94ZM107 144V145H106ZM134 144H136V145H134ZM161 144V145H160ZM173 144H174V147H173ZM197 144V145H196ZM205 144V145H204ZM206 144H207V146H206ZM237 144V145H238ZM97 145V146H96ZM167 145V146H166ZM199 145V146H198ZM201 145V146H200ZM258 145V146H257ZM36 146V145H35ZM99 146H102V148L101 149H97ZM147 146V147H146ZM187 146V147H186ZM192 146H194V148L192 147ZM206 146V147H205ZM114 147V148H113ZM139 147H140V149H139ZM164 147V148H163ZM182 147H183V149H182ZM186 147V148H185ZM189 147V148H188ZM192 147V148H191ZM200 147L201 148H203V150L202 149H200ZM258 147V148H257ZM113 150H112V149ZM143 148V149H142ZM156 148H157V150H156ZM159 148H161V149H159ZM163 148V149H162ZM179 148H181L180 149V151H179ZM191 148V150H189ZM196 148V149H195ZM256 148H257V150H256ZM93 151H92V150ZM104 149V150H103ZM149 149V150H148ZM219 149V150H218ZM48 150V147L46 146V145H40V146H38L37 148H36V150H35V155L33 156V158L34 159H32L31 158V160H29V159H27L26 161L25 160H21V161H23V162H29L30 161V163H31V165L30 164H28L29 166V169H30V167H31V169L29 170V173H23L22 175H23V178H22V183H21V185L23 186V187H25V188H27V186L31 183V180L30 181H28L29 179H31L32 178V176H35V175H37L38 173H39V171H40V168L43 166V165H45V163L50 159V155L48 154H46L45 152H47V153H49V151H47ZM114 150H115V152H114ZM118 150V151H117ZM129 150V151H128ZM198 150V151H197ZM13 151H14V148H12L11 149V153L13 154ZM119 152L118 153V156H117V152ZM152 151V152H151ZM158 151V152H157ZM160 151V152H159ZM164 151V152H163ZM179 151V152H178ZM184 151V152H185ZM197 151V152H196ZM97 152V153H96ZM110 152V153H109ZM115 153L116 154V156H114V158H112L113 156L112 155H115V154H112V153ZM130 152H131V154H130ZM206 152H207V156L205 155L206 154ZM145 153H146V155H145ZM215 154V156H213V154ZM223 155H222V154ZM149 155V157L150 158H148V155ZM171 154V155H170ZM209 154V155H208ZM227 154V155H226ZM46 155V156H45ZM89 155V157H91V158H86L87 156ZM108 155V156H107ZM170 155V156H169ZM14 156V155H13ZM39 156H42V157H39ZM44 156V157H43ZM102 158H100V157ZM121 157V160H120V157ZM202 156H204V157H202ZM223 156V157H222ZM225 156V157H224ZM228 156V157H227ZM233 156V157H232ZM259 156V157H258ZM47 157V158H46ZM130 157V158H129ZM214 159H213V158ZM216 157H219V158H216ZM39 158V159H38ZM49 158V159H48ZM111 158V159H110ZM116 158V160H113V159H115ZM158 158V159H157ZM179 158V157H178ZM185 158V157H184ZM86 159V160H85ZM94 159V160H93ZM98 160V161H96V160ZM117 159H118V161H117ZM224 159V160H223ZM228 159V160H227ZM237 159V158H236ZM78 160V161H77ZM90 160H91V162H90ZM127 160V161H126ZM184 160V159H183ZM214 160V161H213ZM216 160H218V161H216ZM223 162H222V161ZM44 161V163H42ZM77 161V162H76ZM88 161V163H86ZM100 161H101V163L103 162L104 164H100ZM121 161H125V162H121ZM132 161V162H131ZM154 161V162H153ZM157 161V162H156ZM34 162V163H33ZM36 162H37V164H36ZM79 162V163H78ZM82 164H81V163ZM94 162V163H93ZM111 162V163H110ZM119 162V163H118ZM129 162V163H128ZM220 162H221V164H220ZM39 163H41L40 165H39ZM108 163V164H107ZM115 163V164H114ZM35 166H34V165ZM88 164H91V165H93V166H91V165H89L88 166ZM97 164V165H96ZM127 164H129V165H127ZM245 164V165H244ZM36 165H38V167H36ZM80 165H82L83 166V169H84V167H85V169L83 170L82 169V166H80ZM106 165V166H105ZM124 165H126V167H124ZM132 167H131V166ZM134 165V166H133ZM39 166H40V168H39ZM98 166V167H97ZM121 166V167H120ZM123 166V167H122ZM97 167V168H96ZM106 167V168H105ZM129 167V168H128ZM247 167V168H246ZM87 168V169H86ZM104 168V169H103ZM110 168H112V170H113V172L111 171V170H109ZM123 168V169H122ZM136 168H137V170H136ZM150 168V169H149ZM33 169V170H32ZM103 169V170H102ZM107 169H108V171H107ZM121 170L119 173H118V171L119 170ZM127 169V170H126ZM132 169V170H131ZM99 170H100V172H99ZM104 170H105V172L107 171V172H109V173H107L106 172V174H104L105 172H104ZM117 170V171H116ZM134 170V171H133ZM148 170V171H147ZM260 170H261V172H260ZM111 171V172H110ZM126 171V172H125ZM228 171H231V172H234L233 174H231V172H228ZM37 173V174H35V173ZM101 172H103L102 174H101ZM115 172V173H114ZM125 172V174L126 175H124L123 174V176H122V173H124ZM147 172V173H146ZM225 172V173H226ZM117 173H118V175L120 176H122V178H120L118 175H117ZM26 174V175H25ZM104 174V175H103ZM108 174V175H107ZM112 174H114V176H115V178L113 177L112 178ZM230 176H229V175ZM261 174V175H260ZM28 175V176H27ZM102 175V176H101ZM105 175H107L106 177H110L109 179L108 178H106V177H103V176H105ZM224 175V174H223ZM241 175V176H240ZM235 176V177H234ZM30 177V178H29ZM116 177H117V180H116ZM130 178V177H129ZM228 178V179H227ZM237 180H236V179ZM240 178H242V179H240ZM114 179V180H113ZM121 179H122V181H121ZM141 180L140 182H141V184H144L145 183V181L146 180ZM107 180V181H106ZM119 180H120V182H119ZM116 181V182H115ZM235 181V182H234ZM28 182V183H27ZM112 182V183H111ZM118 182V183H117ZM233 182H234V185H233ZM117 183V184H116ZM120 183V184H119ZM65 186V185H67V183H61L60 185H61V187H64L63 185ZM110 184V185H109ZM113 184V185H112ZM116 184V185H115ZM141 184H139L138 182H135L134 183V187L132 186L131 188H132V191L133 192H135L136 194L137 193H140V192H143L142 190H143V188L145 187V186H143V188H139L140 186L139 185H141ZM118 185V186H117ZM120 185V186H119ZM137 185H138V187H137ZM239 185V186H238ZM249 185H251V184H249ZM115 186V187H114ZM238 186V187H237ZM260 186H261V188H263V190H264V181H263V179L260 181ZM66 188H70V186H69V184H68V186H65ZM120 187V188H119ZM135 187H137V188H135ZM235 187V188H234ZM123 188V189H122ZM98 189V190H97ZM102 189V190H101ZM106 189V190H105ZM135 189H139L138 191H136ZM222 189V188H221ZM244 189H246V191L244 190ZM249 189V190H248ZM66 190V189H65ZM121 190V191H120ZM236 190V191H235ZM241 192H240V191ZM105 191H107V193L105 192ZM140 191V192H139ZM237 191H238V194H237ZM100 192V193H99ZM123 192V193H122ZM244 192V193H243ZM249 192V193H248ZM256 192V191H255ZM240 193V194H239ZM233 194H236V195H233ZM247 194V195H246ZM255 194H257V193H255ZM117 195V196H116ZM241 196V195H243V197H244V199H246L245 201H244V199H242L243 197L241 196L240 198H237L238 196ZM260 195V194H259ZM162 196V197H161ZM161 196L157 199V201L155 202L156 204H157V207L156 208H158V209H161V211H162V213H164L163 211H166V209L165 208H167V211L169 210V212H171L172 211V209L173 208H177V205H178V203H177V200H175V198H170V196H169V193H168V191H163V193H161ZM164 196V197H163ZM105 198V199H104ZM108 198V199H107ZM122 198H125V200H123ZM160 198H162V200H163V203H162V201H161V199ZM232 198V199H231ZM237 198V199H236ZM249 198V199H248ZM250 198H252V199H250ZM113 199V200H112ZM115 199V200H114ZM160 199V200H159ZM226 199V200H225ZM235 201H237V202H235ZM239 199V200H238ZM120 200L121 201H123L121 204H120ZM156 200V199H155ZM240 200H242V201H240ZM247 200L248 201H250V202H247ZM172 201V202H171ZM253 201H254V203H253ZM127 202V205L125 204ZM160 202H161V204H160ZM166 203V205H167V207L166 206H164L165 205V203ZM231 202V203H230ZM242 202V203H244V204H246V203H248L247 205H249L250 207H246L247 208V210L246 211H244L245 213H246V216H248V218H250V216H252V215H250L249 216V214H252L253 213V215H255L256 217H254V216H252L250 219H248L247 218V220H250V221H247V220H245L246 218H244L245 217V213H243L242 214V210H239V211H234V206L232 207V205H234L235 203L237 204V205H240V203ZM141 203H143V202H141ZM158 203H159V205H158ZM227 203V204H226ZM234 203V204H233ZM241 203V204H242ZM138 204H140V206L138 205ZM236 204H235V206H236ZM138 205V206H137ZM161 205V206H160ZM163 205V206H162ZM170 205V206H169ZM252 205V206H251ZM262 205H263V207H262ZM124 206H125V208H124ZM128 208H127V207ZM172 206H174V207H172ZM256 207V206H258V207H256L255 209L253 208V207ZM123 207V208H122ZM131 207V208H130ZM161 207V208H160ZM163 207H165V208H163ZM171 209H170V208ZM225 207H227V208H225ZM228 207L230 208L229 210H231V211H227L226 209H228ZM135 208V209H134ZM137 208V209H138ZM163 208V209H162ZM191 208V207H190ZM260 208V210H258ZM262 208V209H261ZM132 209H134V210H132ZM253 209V210H252ZM145 210V211H144ZM248 210H250L251 212H249ZM255 210H256V212H255ZM262 210V211H261ZM166 211V212H167ZM192 211H194V208L193 209H191V212ZM253 211V212H252ZM241 212V213H240ZM254 212L255 213H259V214H261V213H263V214H261V216H259V214H258V217H257V214H254ZM143 213H145V214H143ZM146 208H143V210H141L137 215H139V217H141L138 221H136L135 223H132V225H131V222H130V220H127L126 221V223L125 224H123V225H121V227H120V229H119V233H120V235L119 234H116L115 232H116V227L114 226V220H115V218H114V216H112V215H110V213H108V212H102V220H101V222H97L96 220H89L90 222L91 221H94V222H85V223H81V224H75L76 226H74L73 227V223H71L70 222V218L68 219V217H70L68 214L67 215H62V216H60V219H62L61 220V223H60V225L58 226V227H53V228H48V230H47V232H43V230L41 229L40 230V226L41 225H43L42 224V222H40V219L39 218H35L34 219V224H36V225H39V227H37V230L38 231H36V227H34L35 228V230H34V228L32 229V233H34V235L36 236V237H41L42 239H44L43 241L45 242V244H47L48 245V247H51L50 245H52V243H54V244H57L58 242H60V245L61 246H63L64 247V249L65 250H68L69 251V253L70 254H73V255H76V253L78 254L79 253V250L83 247V246H85V244L84 243H87V242H89V241H94V242H97L96 243V245L95 246H93V248H96V249H98V251L96 252L97 253V255H99V256H103L104 258H106L107 259V262L108 263H111V261L112 260H114V264H150L151 262H152V264H158V263H160V262H162L161 261V259L160 258H162L163 257V255H161V254H158L157 256H155L156 257V260H155V257L154 256H150V255H142L139 251H140V249H139V246L135 243V242H133V236H135L136 235V233H138V230L140 229V227L143 225V223L145 222V220L147 219V217H146ZM15 215V216H17V212H13V213H11L10 212V215L13 217V215ZM188 214H190V222H192L193 223V225L194 226H192V228L193 227H196V225L198 224V221H197V215H195L194 216V218H193V216L191 215V213H188ZM192 214H194L193 212H192ZM248 214V215H247ZM164 215H168V213L167 214H164ZM224 215H227V216H225L226 218L224 219ZM244 215V217H242ZM169 216V215H168ZM168 216H165V217H168ZM179 217H181L180 215H178ZM178 216H176V217H170V219L171 220H174V221H172L171 222V228H169L168 230H166V231H164V232H162V235H164L165 234V236H167L169 233H171V232H173V230L176 228V226H177V228L179 227L178 225H183L182 226V228L181 227H179V230H182L184 233H188L187 235H190L191 234V231H190V228H191V226L189 227V225H187V224H190V222L189 223H187V224H185L186 223V220H187V218H189L187 215H183L182 214V216L183 217H181L182 219H185V220H182V219H179V217ZM62 217V218H61ZM65 219H64V218ZM178 217V218H177ZM235 217V218H234ZM254 217V218H253ZM68 220H67V219ZM176 218L178 219V220H176ZM231 218H234L233 220L231 219ZM243 218V219H242ZM253 218V219H252ZM39 219V220H38ZM110 219H112V220H110ZM224 219V220H223ZM236 219L239 221V220H243V221H246L245 222V225L243 226V227H237V225H238V223H237V221H236ZM109 220V221H108ZM141 220V221H140ZM175 220H176V222H175ZM192 220V221H191ZM232 222H231V221ZM236 222H235V221ZM69 221V222H68ZM185 221V222H184ZM38 222H39V224H38ZM96 222V223H95ZM103 222H104V225H102L103 224ZM141 222H142V224H141ZM229 222L230 223H232V224H229ZM259 222V223H258ZM99 223H101V224H99ZM128 223H129V225H128ZM192 223H191V225H192ZM97 226H96V225ZM138 224H140V225H138ZM176 224V225H175ZM234 224V225H233ZM257 224H258V226L260 225V227L259 228H257L258 226H257ZM69 225V226H68ZM100 225H102L101 227H99ZM131 225V226H130ZM134 225V226H133ZM136 225H138V226H136ZM174 225V226H173ZM249 225V226H248ZM67 226V227H66ZM107 226V227H106ZM186 226L187 227H189L188 229H189V231H187V228H186ZM253 228H252V227ZM257 226V227H256ZM66 227V229H64ZM173 227H175L174 229H173ZM235 227V228H234ZM245 227H246V229H245ZM108 228V229H107ZM128 228V229H127ZM137 228V229H136ZM99 229H100V231L102 232V230L104 229V231L101 233L100 231H99ZM109 230V231H107V230ZM135 229V230H134ZM186 229V230H185ZM229 229H230V231H229ZM250 229H252V230H250ZM40 230V231H39ZM50 230H51V233L52 234H50ZM55 230V231H54ZM107 232H109V233H107ZM133 230V231H132ZM30 231V230H29ZM72 231V232H71ZM224 231V232H223ZM254 231V232H253ZM66 232H68L69 234H67ZM72 233V235H71V233ZM104 232H105V234H104ZM135 234H134V233ZM45 233V234H44ZM112 233V234H111ZM129 233H131V234H129ZM232 233H233V235H232ZM254 233V234H253ZM40 234V235H39ZM93 234V235H92ZM125 234H126V237H125ZM256 234H258V236L256 235ZM48 235V237L49 238H47L46 236ZM54 235V236H53ZM111 237H110V236ZM113 235V236H112ZM228 235V236H227ZM52 236V237H51ZM104 236V237H103ZM108 236V237H107ZM54 237H56V239L54 238ZM64 237V238H63ZM74 237H76V238H74ZM115 237V238H114ZM122 237L124 238L125 237V239H122ZM46 238V239H45ZM51 238V239H50ZM78 238V239H77ZM102 238H104V239H102ZM110 238V239H109ZM111 238H113V239H111ZM119 238V239H118ZM222 238V237H221ZM260 238V239H259ZM48 239H50V241L48 240ZM53 239V240H52ZM81 239V240H80ZM101 239H102V241H101ZM121 239V240H120ZM132 239V241H128V240H131ZM228 239H230V240H228ZM46 240V241H45ZM58 240V241H57ZM262 240V241H261ZM66 243H65V242ZM82 241V243H83V245L80 243ZM115 241H117L118 242V244L115 242ZM124 241V242H123ZM216 240H214V242H215ZM219 240H217L216 242H218ZM233 241V242H232ZM105 242H106V245H105ZM128 242V243H127ZM132 242V243H131ZM220 242V241H219ZM223 243V244H224ZM230 243V244H229ZM239 243V244H238ZM241 243V244H240ZM78 244V245H77ZM80 244V245H79ZM123 244H125V245H123ZM217 244H221V242L220 243H216V244H214L215 246H217ZM262 244V245H261ZM118 245H119V248H118ZM120 245H123L122 247L120 246ZM127 245V246H126ZM226 245V246H227ZM256 245H257V247H256ZM5 246H7V247H5ZM53 246V245H52ZM110 246V247H109ZM125 246V247H124ZM109 247V248H108ZM255 247V248H254ZM0 248H1V250H0V256H2V259L4 260V261H9L10 259V257H11V255L9 254L10 253V251H11V248H10V246H9V244L8 243H0ZM74 248H76V249H74ZM104 248H107V250L106 249H104ZM110 248H112V249H110ZM135 248V249H134ZM137 248V249H136ZM74 249V250H73ZM78 249V250H77ZM131 249H133V250H131ZM7 251V252H5L4 253V251ZM77 250V251H76ZM110 250H111V252H110ZM117 250V251H116ZM1 251H2V253H1ZM112 251H113V253H112ZM129 251H132V252H129ZM259 251H260V253H259ZM75 252V253H74ZM2 254V255H1ZM8 256H7V255ZM112 254H113V256H112ZM117 254V255H116ZM127 255V256H126ZM7 256V257H6ZM132 257V258H131ZM141 257V258H140ZM144 257V258H143ZM150 257V258H149ZM154 259H153V258ZM22 259H21V261L18 263V264H33V262H34V259L32 260L31 258L29 259V257H27V256H23V257H21ZM25 258V259H24ZM78 257H76V258H74V257H71L70 259H71V263H73V264H82V263H85L86 262V264H89L91 261H89V260H87L86 261V259H82V260H80L81 258H78L79 259V261H78V259H77ZM129 258H131V259H129ZM136 258V259H135ZM145 259L146 258V260H147V262H145L146 260H143V259ZM152 258V259H151ZM8 259V260H7ZM28 260V262H27V260ZM74 259H75V261H74ZM121 259V260H120ZM125 261H124V260ZM151 259V261H150V263H149V260ZM163 260H164V257L162 258ZM24 260V261H23ZM32 260V261H31ZM119 260V261H118ZM126 260H128L127 262H126ZM132 260V261H131ZM133 260H135V261H133ZM141 260V262L139 263V261ZM24 263H23V262ZM124 261V262H123ZM130 261V262H129ZM157 261H158V263H157ZM31 262V263H30ZM80 262V263H79ZM82 262V263H81ZM121 262V263H120ZM154 262V263H153ZM164 262H165V260H164ZM263 264H264V259L261 261ZM186 264H187V262H185ZM261 263V264H262ZM163 264V263H162ZM165 264V263H164Z\"/></svg>", "mask_w": 264, "mask_h": 264}, {"label": "bare ground", "instance_id": "2", "mask_svg": "<svg viewBox=\"0 0 264 264\" xmlns=\"http://www.w3.org/2000/svg\"><path fill=\"white\" fill-rule=\"evenodd\" d=\"M5 1V0H4ZM21 1V0H20ZM23 1V0H22ZM27 1V0H26ZM42 1V0H41ZM41 1H40V3H41ZM45 1V0H44ZM44 1H42L43 3L42 4H44L45 2ZM48 1V0H47ZM63 1V0H62ZM65 1V0H64ZM82 1V0H81ZM89 2H90V0H88ZM100 1V0H99ZM126 1V0H125ZM162 1V0H161ZM170 1H172V0H170ZM177 1V0H176ZM175 1V2H176ZM198 2H201L202 4H204V5H207V6H209V7H211L212 8V10L218 15V16H222V17H227L229 20H230V25L232 26V30L233 31H235V32H256L257 34H261V33H263L264 32V22L261 20V17H258L257 16V14L255 13V11L251 8V7H249V6H247V5H243V4H241L240 2H237L236 0H197ZM1 2V1H0ZM29 2V1H28ZM107 2V1H106ZM133 1H131V3H132ZM4 3V2H3ZM14 3V2H13ZM36 3V2H35ZM120 3V2H119ZM122 3H123V1H122ZM264 3V2H263ZM10 4H11V1H10ZM21 4V3H20ZM50 6L52 5V4H50V3H48ZM86 4V3H85ZM84 4V5H85ZM134 4H136L135 2H134ZM168 4H170V3H168ZM181 4V3H180ZM259 4H262V3H260V0H259ZM0 5H1V3H0ZM17 5H18V3H17ZM33 5V4H32ZM37 5V4H36ZM41 5V4H40ZM102 5H104V4H102ZM110 5V4H109ZM114 5H116V6H120V4H114ZM132 5V4H131ZM139 5V4H138ZM145 5V4H144ZM172 5V4H171ZM183 5V4H182ZM263 5V4H262ZM261 5V6H262ZM31 6V5H30ZM39 6V5H38ZM45 6V5H44ZM88 6V5H87ZM121 6H123V5H121ZM120 6V7H121ZM154 6V5H153ZM162 6V5H161ZM169 6V5H168ZM260 6V5H259ZM7 7H9V6H7ZM6 7V8H7ZM26 7V6H25ZM89 7H91V6H89ZM88 7V8H89ZM99 7V6H98ZM105 7V6H104ZM119 7V8H120ZM134 7V6H133ZM140 7V6H139ZM170 7V6H169ZM180 7L181 6H178V8H179V12H180ZM35 8V7H34ZM42 8H43V6H42ZM111 8V7H110ZM124 8V7H123ZM128 8H131L130 6L128 7ZM134 8H136V7H134ZM145 8V7H144ZM175 8H176V6H175ZM186 8V7H185ZM185 8H183V9H185ZM15 9V8H14ZM44 9H47V8H44ZM118 9V8H117ZM125 9H127V8H125ZM133 9V8H132ZM139 9V8H138ZM163 9V8H162ZM165 9V8H164ZM167 9V8H166ZM171 9V8H170ZM169 9V10H170ZM264 9V8H263ZM40 11H41V8L39 9ZM50 10V9H49ZM86 10H87V8H86ZM103 10H104V8H103ZM124 10V9H123ZM128 10V9H127ZM130 10V9H129ZM128 10V11H129ZM135 10V9H134ZM133 10V11H134ZM140 10V9H139ZM154 10V9H153ZM160 10V9H159ZM178 9H176V11H177ZM181 10H182V8H181ZM203 10V9H202ZM208 10V9H207ZM209 10L211 11V9L209 8ZM39 11V12H40ZM88 11V10H87ZM96 11V10H95ZM98 11V10H97ZM96 11V12H97ZM101 11V10H100ZM108 11V10H107ZM112 11L113 12H116V9H115V11H114V9L112 8V10L111 11H108V12H111L112 13ZM143 11V10H142ZM156 11V10H155ZM186 11V10H185ZM205 10H203V13H205L204 12ZM7 11H5V13H6ZM14 12H16V10L14 11ZM37 12V11H36ZM47 12H49L50 13V11H46V13ZM92 11H90V13H91ZM95 12V13H96ZM103 12V14H104V11H102ZM130 12V11H129ZM136 12V11H135ZM159 12V11H158ZM157 12V13H158ZM162 13H163V11H161ZM259 12V11H258ZM0 13H1V11H0ZM45 13V12H44ZM181 13V12H180ZM179 13V14H180ZM194 13H196V12H194ZM193 13V14H194ZM206 13H208V12H206ZM2 14H4V13H2ZM33 14H37V13H33ZM84 14V13H83ZM92 14V13H91ZM96 14H98V13H96ZM107 14V13H106ZM127 15L129 14L128 12L126 13ZM164 14V13H163ZM172 14V13H171ZM170 14V15H171ZM178 14V15H179ZM212 14H213V12H212ZM261 14V13H260ZM263 14V13H262ZM6 15V14H5ZM38 15V14H37ZM81 15V14H80ZM93 15V14H92ZM109 15H110V13H109ZM108 15V16H109ZM152 15V14H151ZM153 15H156V13L155 14H153ZM158 15H161V13L160 14H158ZM157 15V16H158ZM186 15V14H185ZM259 15V14H258ZM10 16H11V14H10ZM40 16H42V13H41V15H39V18H41ZM44 16V15H43ZM42 16V17H43ZM56 16V15H55ZM59 16V15H58ZM126 16V15H125ZM124 16V17H125ZM142 16V15H141ZM147 16V15H146ZM149 16V15H148ZM172 16V15H171ZM180 16H181V14H180ZM195 16H196V14H195ZM195 16H190L191 18L193 17V18H195ZM205 16H206V14H205ZM263 16V15H262ZM1 17V16H0ZM65 17V16H64ZM94 16H92L91 18H93ZM121 17V16H120ZM129 17V16H128ZM131 17V16H130ZM156 17V16H155ZM166 17H168V16H166ZM185 17V16H184ZM196 17H199V16H196ZM10 18V17H9ZM61 18H63V17H61ZM102 18V17H101ZM109 18V17H108ZM119 18V17H118ZM122 18V17H121ZM143 18V17H142ZM173 18V17H172ZM176 18V17H175ZM188 18V17H187ZM186 18V19H187ZM34 19H36V18H33V20ZM47 19V18H46ZM63 19H65V18H63ZM69 19H71V18H69ZM76 19V18H75ZM136 19V18H135ZM138 19V18H137ZM146 19V18H145ZM156 19V18H155ZM160 19V18H159ZM168 19V18H167ZM177 19V18H176ZM178 19H180V17L178 18ZM178 19H177V21H178ZM185 19V18H184ZM197 19H199V18H197ZM201 19V18H200ZM208 18H206V20H207ZM41 20H42V18H41ZM44 20H45V18H44ZM72 20H74V19H72ZM92 20H94L95 21V19H92ZM92 20H91V22H92ZM98 20H100V19H98ZM102 20H103V18H102ZM105 20H107V19H105ZM118 20V19H117ZM131 20V19H130ZM181 20V22H179V23H182V19H180ZM189 20V19H188ZM202 20V19H201ZM204 20V19H203ZM210 20V19H209ZM216 20V19H215ZM227 20V19H226ZM0 21H2L1 19H0ZM5 21V20H4ZM37 21V20H36ZM80 21V20H79ZM79 21H77L78 23H79ZM86 21H88L87 19H86ZM92 22L91 24H97V23H95V22ZM108 21V20H107ZM115 21V20H114ZM128 20H126V22H127ZM159 21V20H158ZM165 21H166V19H165ZM169 21H170V19H169ZM13 22V21H12ZM39 22V21H38ZM38 22H36V23H38ZM43 22V21H42ZM76 22V23H77ZM105 22V21H104ZM110 22V21H109ZM118 22V21H117ZM120 22V21H119ZM118 22V23H119ZM122 22H123V20H122ZM125 22V21H124ZM156 22V21H155ZM154 22V23H155ZM162 22V21H161ZM190 22V21H189ZM204 22V21H203ZM211 22V21H210ZM3 22H0V24H2ZM4 23H6V21L4 22ZM68 23V22H67ZM80 23H81V21H80ZM80 23H79V25H80ZM99 23V22H98ZM100 23H102L101 21H100ZM99 23V24H100ZM107 23V22H106ZM129 23H130V21H129ZM164 23V22H163ZM169 23V22H168ZM174 23V22H173ZM176 23V22H175ZM178 23V25H180ZM188 23V22H187ZM213 23V22H212ZM7 24V23H6ZM31 24V23H30ZM69 24H70V21H69ZM75 24V23H74ZM82 24V23H81ZM84 24V23H83ZM103 24V23H102ZM111 25H112V23H110ZM128 24V23H127ZM158 24L159 23H157V27H158ZM177 24V23H176ZM176 24H174V25H176ZM186 24V23H185ZM184 24V25H185ZM196 24H197V21H196ZM205 24V23H204ZM9 25V24H8ZM77 25V24H76ZM87 25H89V23L87 24ZM115 25V24H114ZM133 25V24H132ZM137 25H140V24H137ZM142 25V24H141ZM149 25H151V24H149ZM156 25V24H155ZM154 25V26H155ZM201 25V24H200ZM208 25H210V24H208ZM50 26V24L48 25V27ZM82 26V25H81ZM99 26V25H98ZM110 26V25H109ZM108 26V27H109ZM113 26V25H112ZM111 26V27H112ZM120 26H122V24H121V22H120V25H119V27ZM127 26V25H126ZM136 26V25H135ZM148 26V25H147ZM152 26V25H151ZM187 27H188V25H186ZM211 26V25H210ZM1 27H3V26H1ZM9 27V26H8ZM15 27V26H14ZM56 27V26H55ZM89 26H87V27H84V28H88ZM101 27V26H100ZM125 27V26H124ZM202 27V26H201ZM200 27V28H201ZM35 28V27H34ZM40 28H42V27H40ZM46 28V27H45ZM56 28H58V27H56ZM67 29H68V27H66ZM71 28V27H70ZM69 28V29H70ZM75 28H76V26H75ZM89 28H91V27H89ZM102 28V27H101ZM103 28H104V26H103ZM110 28V27H109ZM134 28V27H133ZM143 28H144V26H143ZM142 28V29H143ZM161 28V27H160ZM165 28V27H164ZM173 28H175V32H176V27H173ZM189 28V27H188ZM196 28V27H195ZM204 28H205V26H204ZM53 29V28H52ZM63 29V28H62ZM68 29V30H69ZM76 29H79V27H77ZM76 29H73V30H76ZM105 29H107V28H105ZM117 29V28H116ZM125 29V28H124ZM139 29V28H138ZM146 29V28H145ZM151 29H154V27L152 26V28ZM178 29H180V31H181V29H182V27L180 28H178ZM187 29V28H186ZM185 29V30H186ZM197 29V28H196ZM31 30V29H30ZM37 30V29H36ZM36 30H34V31H36ZM45 30V29H44ZM60 30V29H59ZM65 30V29H64ZM80 30H82V31H85V30H83L81 27H80ZM80 30H78V31H76V33L78 34V32L80 31ZM88 29H86V31H87ZM157 30V29H156ZM169 31L168 30V28L167 29H165V31ZM185 30L183 29V31H184V33H185ZM203 30V29H202ZM222 30V29H221ZM1 31H3V30H1ZM7 31V30H6ZM32 32H33V29L31 30ZM121 31H122V29H121ZM121 31H119V32H121ZM125 31H127V30H125ZM144 31V30H143ZM155 31V30H154ZM172 31H173V29H172ZM180 31H179V33L178 34H180ZM199 31V30H198ZM205 31V30H204ZM203 31V32H204ZM223 31V30H222ZM5 32V31H4ZM44 32V31H43ZM46 32V31H45ZM60 32H62V31H60ZM75 32V31H74ZM90 32V31H89ZM131 32V31H130ZM133 32V31H132ZM162 32V31H161ZM163 32H164V30H163ZM170 32H171V30H170ZM208 32V31H207ZM225 32V31H224ZM6 33V32H5ZM24 33V32H23ZM26 33V32H25ZM37 33V32H36ZM35 33V34H36ZM69 33V31L67 32V34ZM71 33H73L72 31L70 32V34ZM87 33V32H86ZM134 33V32H133ZM133 33H132V37L134 36L133 35ZM154 33V32H153ZM172 33V32H171ZM176 33V34H177ZM183 33V34H184ZM198 33V32H197ZM200 33V32H199ZM0 34H2V33H0ZM21 34V33H20ZM44 34V33H43ZM47 34V33H46ZM49 34H50V32H49ZM57 34V33H56ZM75 34V33H74ZM77 34H75L76 35V37L78 38L77 39V41L79 40V39H81L80 37H82V36H79V35H77ZM118 34V33H117ZM137 34V32L135 33V35ZM163 34H165V33H163ZM167 34V33H166ZM165 34V35H166ZM169 34V33H168ZM167 34V35H168ZM173 34V33H172ZM175 34V33H174ZM177 34V35H178ZM186 34V33H185ZM231 34V33H230ZM6 35H7V33H6ZM10 35V34H9ZM45 35V34H44ZM73 35V34H72ZM87 35V34H86ZM171 35V34H170ZM1 36H3V35H1ZM26 36V35H25ZM37 36H38V34H37ZM46 36H48V38L49 39H51L50 38V36L49 35H46ZM91 36H92V34H91ZM96 36V35H95ZM119 36V35H118ZM138 36V35H137ZM163 37V35H160V37ZM172 36V35H171ZM174 36H176V35H174ZM217 36V35H216ZM258 36V35H257ZM4 37V36H3ZM10 37H11V35H10ZM22 37H23V35H22ZM40 37V36H39ZM42 37H43V35H42ZM70 37L71 36H69V39H70ZM74 37V36H73ZM75 37V38H76ZM97 37V36H96ZM115 37H117L116 36V34H115ZM123 36H120V38H122ZM125 37L126 36H124L122 39H125ZM128 37V36H127ZM150 37V36H149ZM164 37H166V36H164ZM181 37H183V36H181ZM180 36H179V39L181 38ZM19 38V37H18ZM34 38H35V36H34ZM38 38V37H37ZM55 38H56V35H55ZM59 38V37H58ZM57 38V39H58ZM83 38H85L84 37V35H83ZM120 38H119V40H120ZM131 38V37H130ZM135 38V37H134ZM134 38H131L132 40L134 39ZM141 38H142V36H141ZM167 38V37H166ZM171 38V40H172V37H170ZM170 38H169V41H170ZM3 39V38H2ZM2 39L0 38V40L2 41ZM7 39H9L8 37H7ZM14 39V38H13ZM36 39V38H35ZM46 39V38H45ZM62 39V38H61ZM72 40H74L73 38H71ZM91 39V38H90ZM95 39V38H94ZM93 39V40H94ZM115 40L117 39V38H114ZM128 39V38H127ZM130 39V40H131ZM143 39H144V37H143ZM174 39H175V37H174ZM256 39V38H255ZM263 39V38H262ZM19 40V39H18ZM43 40V39H42ZM60 40V39H59ZM76 40V39H75ZM87 40V39H86ZM97 40V39H96ZM95 40V41H96ZM145 40V39H144ZM151 40V39H150ZM161 40H163V39H161ZM166 40H168V39H166ZM249 40V39H248ZM260 41H261V38L259 39ZM264 40V39H263ZM8 41V40H7ZM15 41V40H14ZM29 41V40H28ZM30 41H32V40H30ZM44 41V40H43ZM46 41V40H45ZM61 41V40H60ZM91 41V40H90ZM149 41V40H148ZM182 41V40H181ZM186 41V40H185ZM197 41V40H196ZM8 42H10V41H8ZM52 42V41H51ZM58 42V41H57ZM62 42V41H61ZM78 42H81V44H82V41H78ZM114 42V41H113ZM117 42V41H116ZM128 42V41H127ZM126 42V43H127ZM162 42H164V41H162ZM166 42V41H165ZM165 42L162 44V45H164L165 44ZM168 42V41H167ZM203 42H205V41H203ZM218 41H216V43H217ZM244 42V41H243ZM262 42V41H261ZM4 43H5V41H4ZM16 43V42H15ZM48 43H50V42H47V44ZM89 43V42H88ZM94 43V42H93ZM93 43H91V47H92V45H93ZM110 43V42H109ZM111 43H112V41H111ZM119 43H121V42H119ZM129 43V42H128ZM136 43V42H135ZM144 43H146V41H144ZM170 43H172V42H170ZM169 43V44H170ZM181 43V42H180ZM200 43V42H199ZM8 44V43H7ZM27 44V43H26ZM32 44V43H31ZM60 44V43H59ZM58 44V45H59ZM84 44V43H83ZM117 44V43H116ZM130 44V43H129ZM128 44V45H129ZM142 44H143V42H142ZM158 44V43H157ZM188 44H191V42L190 43H188ZM206 44V43H205ZM207 44H208V42H207ZM214 44V43H213ZM18 45V44H17ZM16 45V46H17ZM61 45V44H60ZM64 45V44H63ZM74 45H75V43H74ZM79 45H80V43H79ZM85 46L83 47V48H85L86 47V45L87 44H84ZM90 44H88L87 46L89 47V49H90V46H89ZM111 45V44H110ZM134 45V44H133ZM132 45V46H133ZM136 45V44H135ZM135 45L133 46V47H135ZM145 45V44H144ZM147 45H149V44H147ZM160 45H161V43H160ZM173 45H175V46H177L176 45V43L175 44H173ZM210 45V44H209ZM263 45V44H262ZM22 46V45H21ZM30 46H32V45H30ZM29 46V47H30ZM102 46V45H101ZM103 46H105L106 47V43H105V45H103ZM125 46V45H124ZM129 46H131V44L129 45ZM128 46V47H129ZM137 46H138V44H137ZM165 46V45H164ZM168 46V45H167ZM170 46V45H169ZM174 46V47H175ZM190 46H192V44L190 45ZM190 46H189V48H190ZM200 46H201V43H200ZM200 46H198V47H200ZM206 46V45H205ZM23 47V50H24V45L22 46ZM43 48H44V46H42ZM54 47V46H53ZM57 47V46H56ZM66 47H67V44H66ZM69 48L71 47V46H68ZM73 47V46H72ZM82 47V46H81ZM96 47V46H95ZM105 47H103L104 48V50H105ZM108 47H110L109 45H107V47H106V49L108 48ZM112 47V46H111ZM117 47V46H116ZM115 46H114V48H116ZM120 47V46H119ZM132 47V48H133ZM140 47V46H139ZM166 47V46H165ZM187 47V46H186ZM196 48H197V46H195ZM220 47V46H219ZM253 47V46H252ZM263 48H264V46H262ZM261 47V48H262ZM16 48V47H15ZM31 48V47H30ZM37 48V47H36ZM39 48V47H38ZM49 48H51V47H49ZM55 48V47H54ZM60 48V47H59ZM63 48H65V46L64 47H62V49ZM78 48V47H77ZM80 48V47H79ZM83 48H82V50H79L78 49V51H79V53H80V51H82V53H84L85 51L83 50ZM121 48V47H120ZM119 48V49H120ZM125 48V47H124ZM136 48V47H135ZM153 48V47H152ZM157 48V47H156ZM155 48V49H156ZM183 48V47H182ZM260 48V49H261ZM3 49H5V48H3ZM57 49V48H56ZM61 49V48H60ZM68 49V48H67ZM73 49H75V48H73ZM73 49H71V51L73 50ZM101 49V48H100ZM117 49V48H116ZM123 49V48H122ZM147 49H148V47H147ZM168 49H170V47L169 48H167V50ZM30 50V49H29ZM66 50V49H65ZM65 50H64V52H65ZM92 50V49H91ZM107 50H110V48H108ZM125 50V49H124ZM128 50V49H127ZM129 50H130V48H129ZM159 50V49H158ZM161 50V49H160ZM159 50V51H160ZM166 50V49H165ZM164 50V51H165ZM191 50H192V48H191ZM196 50V49H195ZM211 50V52H210V54L211 53H213V55L214 54H216L217 55V53L215 52V51H212V48L210 49ZM217 50V49H216ZM224 50V49H223ZM227 50H229V49H227ZM259 50V49H258ZM262 50V49H261ZM13 51V50H12ZM18 51V50H17ZM62 51V50H61ZM69 52L70 53V55L69 54H66V55H69V56H71V54L73 53V52ZM77 51V50H76ZM97 51H99V50H97ZM106 51V50H105ZM150 52L152 51L151 49L149 50ZM155 51V50H154ZM197 51V50H196ZM224 51H226V50H224ZM256 51V50H255ZM19 52V51H18ZM32 51H30L29 52V54L31 53ZM63 52V51H62ZM62 52H61V54H62ZM63 52V53H64ZM68 52V51H67ZM92 52V51H91ZM117 52V51H116ZM141 52H143V51H141ZM145 52V51H144ZM161 52V51H160ZM166 52V51H165ZM185 52V51H184ZM188 52H190V51H188ZM193 52V51H192ZM204 53H205V51H203ZM215 52V53H214ZM263 53H264V51H262ZM261 52V53H262ZM3 53H5V52H3ZM7 53V52H6ZM14 53H15V51H14ZM28 53V52H27ZM27 53H23L24 55L26 54L27 55ZM88 53V52H87ZM105 53V52H104ZM111 53V52H110ZM110 53L108 54V55H110ZM149 53V52H148ZM155 53L156 52H153V54L155 55ZM203 53V54H204ZM230 53V52H229ZM17 54V53H16ZM16 54H14V56L16 55ZM21 54V53H20ZM40 54V53H39ZM65 54V53H64ZM85 54V53H84ZM89 54H91L90 52L87 54V55H89ZM95 54H97L96 52H95ZM98 54H99V52H98ZM112 54V53H111ZM117 54V53H116ZM116 54H115V56H116ZM119 54H120V52H119ZM122 54V53H121ZM147 54V53H146ZM159 54V53H158ZM165 54V53H164ZM169 54H171V52L169 53ZM173 54V53H172ZM193 54V53H192ZM202 54V55H203ZM228 54V53H227ZM244 54V53H243ZM12 56H13V53L11 54ZM41 55V54H40ZM44 55H46V54H44ZM63 55V54H62ZM82 55V54H81ZM104 55V54H103ZM106 55V54H105ZM135 56H137V55H139V53L138 54H134ZM166 55V54H165ZM168 55V54H167ZM174 55V54H173ZM173 55H171V56H173ZM185 56H186V53L184 54ZM195 55L197 56V54H194V57L193 58H195ZM209 55V54H208ZM207 55V56H208ZM212 55V54H211ZM218 55H219V53H218ZM217 55V57H219ZM223 55H225V53H223ZM258 55H260V54H258ZM14 56H13V58H14ZM21 55H19V57H20ZM80 56V55H79ZM96 56V55H95ZM94 56V57H95ZM100 56H101V53H100ZM124 56H126L125 54H124ZM131 56V55H130ZM185 56L183 57L184 59H182L181 61H179V62H182V61H184L185 60ZM241 56V55H240ZM244 56H248V55H243V57ZM250 56V55H249ZM262 56L264 57V54H262L260 57L262 58ZM1 57V56H0ZM18 57V56H17ZM16 57V58H17ZM18 57V59H21V58H19ZM22 57V56H21ZM27 57V56H26ZM48 57H49V55H48ZM86 57V56H85ZM90 57V56H89ZM104 57V56H103ZM120 57V56H119ZM131 57H133V55L131 56ZM167 57V56H166ZM168 57H169V55H168ZM167 57V59H171V57L170 58H168ZM176 57V55L174 56V58ZM178 57V56H177ZM188 57V56H187ZM199 57V56H198ZM197 57V58H198ZM202 57V56H201ZM200 57V58H201ZM246 57L244 58V60H246ZM258 57V59L260 60L261 58L259 57V56H257ZM13 58H11L12 60H14ZM28 58H30V56L28 57ZM35 58V57H34ZM42 58V57H41ZM50 58V57H49ZM63 58H64V56H63ZM68 58V57H67ZM73 58H74V56H73ZM115 58V57H114ZM129 57L127 56V59H128ZM196 58V59H197ZM210 58V57H209ZM213 58H215L214 56H213ZM250 58V61H251V56L249 57ZM256 57H254V59H255ZM10 59V60H11ZM24 59V57H22V59L21 60H23ZM26 59V58H25ZM38 59V58H37ZM45 59V58H44ZM60 59V58H59ZM65 59V58H64ZM76 59V58H75ZM75 59H73V61L75 62ZM78 59H80V58H78ZM77 59V60H78ZM86 59V58H85ZM94 59V58H93ZM93 59H92V61H93ZM98 59V58H97ZM107 59H109V58H107ZM123 59H126V58H123ZM141 59H143L144 60V58H141ZM152 59V58H151ZM159 59H160V57H159ZM158 59V61H160ZM179 59H181V58H179ZM192 59V58H191ZM207 59V58H206ZM206 59H205V61H206ZM218 59V58H217ZM225 59L226 58H224V61H225ZM239 59V58H238ZM241 59V58H240ZM239 59V60H240ZM247 59H248V57H247ZM262 59H264V58H262ZM16 60V59H15ZM14 60V61H15ZM30 60H31V58H30ZM36 60V59H35ZM46 60V59H45ZM51 60V59H50ZM77 60H76V63H77ZM90 60V59H89ZM110 60V59H109ZM111 60H113V59H111ZM116 60V59H115ZM138 60H140V58L138 59ZM176 60V59H175ZM186 60H187V62H193V61H188L189 60V57H188V59L186 58ZM185 60V61H186ZM208 60H210V59H208ZM211 60H212V58H211ZM210 60V61H211ZM215 60V59H214ZM231 60V59H230ZM242 60H243V58H242ZM244 60H243V62H244ZM257 60V59H256ZM255 60V61H256ZM259 60H257L258 61V63H260V61ZM19 61V60H18ZM37 61V60H36ZM58 61H60V60H58ZM62 62H63V60H61ZM65 62L67 61V60H64ZM69 62H70V60H68ZM80 61V60H79ZM82 61V60H81ZM104 61V60H103ZM114 61V60H113ZM126 61V60H125ZM132 61V60H131ZM136 61V60H135ZM134 61V62H135ZM141 61V60H140ZM139 61V62H140ZM146 61V60H145ZM154 61V60H153ZM165 61V60H164ZM173 61V59L171 60V62ZM178 61V60H177ZM184 61V62H185ZM197 61H198V59H197ZM204 61V63H205V65L208 63V62H205ZM249 63H250V61L249 60H247ZM13 62V61H12ZM17 62V61H16ZM38 62V61H37ZM39 62H40V60H39ZM69 62H66V63H69ZM99 62V61H98ZM98 62H97V64L95 63V65L96 66H99L98 65ZM106 62V61H105ZM107 62H108V60H107ZM112 62V61H111ZM116 62V61H115ZM117 62H119V61H117ZM142 62V61H141ZM156 62V61H155ZM200 62V61H199ZM214 62V61H213ZM216 62L217 61H215V64H216ZM242 62V61H241ZM262 62V61H261ZM15 63V62H14ZM18 63V62H17ZM17 63H15L14 65H16ZM20 63V62H19ZM31 63H33V61L31 62ZM41 63V62H40ZM65 63V65L64 66H66L67 64ZM80 63V62H79ZM93 63V62H92ZM114 63V62H113ZM135 63H137V62H135ZM134 63V64H135ZM150 63V62H149ZM170 63V62H169ZM175 63H176V61H175ZM220 63H221V61H220ZM223 63V62H222ZM238 63H239V61H238ZM247 63V62H246ZM246 63H244V64H246ZM248 63V64H249ZM257 63V62H256ZM262 63H264V62H262ZM21 65L23 64V63H20ZM38 64V63H37ZM42 64V63H41ZM46 64V63H45ZM48 64V63H47ZM46 64V65H47ZM55 64V63H54ZM57 64H58V62H57ZM70 64V63H69ZM78 64V63H77ZM94 64V63H93ZM131 64H133V62L131 63ZM145 65L147 64V63H144ZM161 64V63H160ZM168 64V63H167ZM176 64H178V62L176 63ZM175 64V65H176ZM184 64V63H183ZM182 63H181V65H183ZM187 64V63H186ZM195 64H197V62L195 63ZM201 64V63H200ZM209 64H211V63H209ZM25 65H27V64H25ZM35 65V64H34ZM33 65V66H34ZM46 65H44L45 67H47ZM60 65H61V63H60ZM60 65H59V67H58V70H60V71H57L55 68H53V70H55V72L56 73H52L53 72V70H52V72H50L49 71V75L48 74H46L45 76H43V78H42V80L40 81V83H41V90L42 91H44V92H46L47 93V95H46V99H45V101H43V102H40V103H36V104H30V101L31 100H28L29 102H27V103H29V105H24V106H20V105H18L17 103V106H20L19 108L21 109V110H24L25 112H27V113H34L35 114V116H36V119H37V124H38V126H39V131H44V133H41L40 135L39 134H31L30 133V131L32 130H29V133L31 134L30 136H29V133H28V130L26 129V128H31V124H33V123H31V124H29L28 126H30V127H27L26 125H23L24 124V122H23V124H22V121L23 120H21V122H19V123H12L11 124V126H10V131H12L13 130V127H16V129H18L19 131H21L22 133H23V136H24V138H26L25 140L23 139V141L20 143V144H14L12 141H10L9 139L11 138H9V139H4L3 140V135L5 134V132H6V130L8 129H0V243H8L9 244V246H10V248H11V251H10V255H11V257L9 258L10 260L9 261H4L3 259H2V256H0V264H18L20 261H21V257H25V256H27V257H29V259L31 258H33L34 259V262H33V264H73V263H71V257H74V258H76V257H78V258H81L80 260H84V259H86V261L87 260H89V261H91L89 264H114L115 262H114V260H112L111 261V263H108L107 262V259L106 258H104L103 256H99V255H97V251H98V249H96V248H93V246H95L96 245V243L97 242H94V241H89V242H87V243H84L85 244V246H83L80 250H79V253L77 254L76 253V255H73V254H70L69 253V251L68 250H65L64 249V247L63 246H61L60 245V242H58L57 244H54V243H52V245H50L51 247H48V243L47 244H45V242L43 241L44 239H42L41 237H36L35 235H34V233H32L31 231H32V229L34 228V227H36V231H38L37 230V227H39V225H36V224H34V219L37 217V218H39L40 219V222H42V224L43 225H41L39 228H40V230L42 229L43 230V232H47V230H48V228H55V227H58L59 225H60V223H61V220L62 219H60V216H64V215H69L70 217H68V219L70 220V222L71 223H73V227L74 226H76L77 224H83V223H85L87 220V222L89 223L90 221L89 220H96L97 222L99 221V222H101V220H102V212H108V213H110V215H112V216H114V218H115V220H114V226L116 227V234H119L120 235V233H119V229H120V227H121V225H123V224H125L126 223V221L127 220H130V222H131V225H132V223H135L136 221H138L141 217H139V215H137L141 210H143V208H146V217H147V219L145 220V222L143 223V225L140 227V229L138 230V233H136V235L135 236H133V242H135L138 246H139V249H140V253L142 254V255H150V256H157L158 254H161V255H163V257H164V260H165V262H164V260L162 259V258H160L161 259V261L162 262H160V263H158V261H157V263L158 264H186L185 262H187V264H261L262 262V260L264 259V251L263 252H261L262 254L261 255H258V254H255V251L252 249V246L255 244V243H257L256 242V240H258V239H256L255 238V236H254V238H252V237H249V236H247L246 234H242L243 235V237H242V239L240 240V242L241 241H243V248H237V249H234V248H231L230 246L228 247V245L226 246L225 245V243H226V241H227V239H224V235H222V230L221 229H224L225 228V226L227 225V223H223V222H225V221H228V220H225V221H223L222 222V220H221V218H220V213L222 212V210H221V203H220V199H221V196L223 195L224 197H222V198H226L225 197V195L226 196H228V201H229V196H231V195H228V194H225V191L227 190V191H229V188H227L225 191H224V188L222 187L223 186V183L225 182V180H224V176H225V174H227V170H240V168H241V170H243V167H242V165H243V163L245 162V159H247L248 158V155H249V153L251 152V151H253V149L252 148H250L251 146H249L250 144H248V142L245 144V146L243 145L242 147H244V148H239V147H237V146H240L238 143V145L234 142V140L232 141V140H230V141H228V139H227V141H224V142H220V143H216L217 145V148H219L221 151H223V150H233L235 153H236V155H237V159L235 158V157H233V159H231L232 161H227V162H225V163H223V164H221V162H220V164L222 165L220 168H215L213 165H211V162H209L207 159H206V157L205 158H203V159H201V157H199V155L198 154H196L195 152H193V153H190L188 150H184L183 149V147H182V149L185 151H183V154L185 155V156H183V155H180L179 154V158L177 157V159H176V156L174 157V155L173 156H171V157H169V158H167L166 160L165 159H161V157H163V156H160V155H158V157H160V159L158 160V163H155L154 161V164H153V166L151 167V171H152V175L150 176V177H148L147 179H145L146 178V176H145V178H144V175L143 176H141V173L144 171V169L145 168H147L148 166H149V164H152V162L151 161H149V160H151V159H147V157L146 156H144V154H143V152L145 151V152H147L148 153V151L145 149H143V152L141 153V152H139V151H134L133 153H134V157H133V160H135V162H136V165L137 166H139V170H137V168H136V170H137V172L135 173H130L129 175L130 176H125L124 177V179H123V182H122V184H121V186H123V188H124V196L126 197V200L128 201V202H130L131 204L130 205H133L135 202H139L140 204H143L140 208H136V210H134V209H132V210H134V211H127V209H121L119 206H117V204H118V196L116 197V199H117V201L115 202V203H113V202H111L110 204H107V201L106 202H103V200L102 201H100V199L99 200H97V193H96V187H98L99 186V184H100V182L102 181V178H99L98 176H99V174H98V176L97 177H95V175H94V177L92 176V177H85L84 175H82L81 176V174H83V173H79V171L81 172V167H79L80 169H77V164L75 163V160H74V157H75V154H77L78 156H79V161H80V158H82L81 160L83 161V154H84V152L86 151L85 150V146H87V147H89V145H87V144H90L91 145V143L93 142V143H95V141L93 140V139H89V138H92V137H88V139L85 137V136H80V137H78L77 135V138L74 136L75 134H78V135H81V134H79L80 132H81V130H80V128H79V130H80V132L78 133V130L76 129V127L78 126L77 124H75L76 122H79V121H77L78 120V118L81 120V122H83L82 124H87V120L89 119V121H91L92 123L93 122H95V117L93 116V114H94V112H90V110H89V108L87 107V105H88V102H87V104L85 105L84 103V105L85 106H81V103H80V107L78 108V106L76 105V104H74V105H76V106H74V105H72L71 104V106H73L74 108L75 107H77V109H73V108H71V107H69V106H66V104H58L57 102H58V100H61V98H62V95L59 93V92H62L61 90H60V88H62V87H60V86H63L64 84H65V87H66V89L67 90H69V91H71V92H74V93H77V94H79V95H82V94H80V93H84L85 91H87L89 88H96V87H98V85L99 84H97V82H95L94 80H92L91 78H90V74H88L87 72H85V70L83 71H81V72H79V73H77V74H74L75 76H72V77H74V80H72V82L71 81H68L69 80V76H68V71L66 72V71H64V66L62 65L61 67H60ZM74 65V64H73ZM73 65H69V66H73ZM92 65V64H91ZM95 65L92 67V69L95 67ZM105 65V64H104ZM103 65V66H104ZM136 65H138V64H136ZM140 65V64H139ZM143 65V64H142ZM148 65V64H147ZM150 65H152V64H150ZM162 65V64H161ZM179 65V64H178ZM181 65H180V68H181ZM185 65V64H184ZM17 66H18V64H17ZM16 66V67H17ZM52 66H53V64H52ZM55 66V65H54ZM77 66V65H76ZM75 66V67H76ZM85 66H87V64L85 65V64H81L80 66H79V68L80 67H85ZM118 66H120V65H118ZM118 66L116 67V68H118ZM129 66V65H128ZM127 66V67H128ZM154 67H156L155 65H153ZM164 66V65H163ZM170 65L168 64V66H167V68L169 67ZM185 66H187V65H185ZM190 66V65H189ZM198 66H199V68H200V65H199V63H198ZM242 66V65H241ZM247 66V65H246ZM260 66V65H259ZM25 67V66H24ZM56 67V66H55ZM68 67V66H67ZM67 67H65L66 69H67ZM125 67V66H124ZM148 67L150 68V66L148 65ZM152 67V66H151ZM159 67V66H158ZM157 67V68H158ZM162 67V66H161ZM161 67H159V68H161ZM177 67V65L175 66V68ZM179 67V66H178ZM178 67H177V70H178ZM183 67V66H182ZM191 67V66H190ZM189 67V68H190ZM194 67H197V66H195L194 65ZM220 67V66H219ZM218 67V68H219ZM244 67V66H243ZM248 67V66H247ZM252 67V66H251ZM261 67V66H260ZM26 68V67H25ZM36 68V67H35ZM44 68V67H43ZM57 68V67H56ZM73 68V67H72ZM77 68V67H76ZM100 68H101V66H100ZM99 68V69H100ZM102 68H104V67H102ZM130 68V67H129ZM165 68V67H164ZM175 68L173 67V69H172V67L171 68H169V69H172L173 71H175ZM179 68V69H180ZM185 68V67H184ZM217 68V69H218ZM249 68H250V65H249ZM255 68V67H254ZM263 68V67H262ZM5 69V68H4ZM21 69H22V67H21ZM42 69V66H41V68H40V70ZM51 69V68H50ZM68 69H69V67H68ZM92 69L90 68V70H91V72H92ZM127 69V68H126ZM131 69V68H130ZM139 69V68H138ZM155 69V68H154ZM162 69V68H161ZM160 69V70H161ZM168 69V70H169ZM186 69V68H185ZM191 69H193V67L191 68ZM197 69L198 68H196L195 70L197 71ZM206 69V67H204V70ZM210 69H211V67H210ZM217 69L215 70V72L217 71ZM220 69V68H219ZM223 69H225V68H223ZM227 69V68H226ZM246 69V68H245ZM257 69H258V67H257ZM264 69V68H263ZM7 70V69H6ZM16 70H18L19 71V69H16ZM26 70H27V68H26ZM98 70V69H97ZM105 70H106V68H105ZM134 70H136V69H134ZM157 70V69H156ZM182 70H183V68H182ZM186 70H189V69H186ZM204 70H203V72H204ZM238 70V69H237ZM239 70H240V67H239ZM239 70H238V72H239ZM243 70V69H242ZM248 70V69H247ZM251 70H252V68H251ZM4 71V70H3ZM28 71L29 72H31L32 71V67H30V66H28ZM27 71V72H28ZM38 71H39V69H38ZM42 71V70H41ZM71 71V70H70ZM73 71V70H72ZM99 71V70H98ZM110 71V70H109ZM114 71V70H113ZM112 71V72H113ZM122 71V70H121ZM124 71V70H123ZM158 71V70H157ZM164 71V70H163ZM167 71V70H166ZM172 71V72H173ZM181 71V70H180ZM191 71H193V70H190V72ZM221 71V70H220ZM227 71V70H226ZM255 71V70H254ZM259 71V70H258ZM7 72V71H6ZM10 72H11V70H10ZM23 72V70L21 71V75H26L25 73L23 74L22 73ZM26 72V73H27ZM33 72V71H32ZM31 72V73H32ZM37 72V71H36ZM75 72H77L76 71V69H75ZM90 72V73H91ZM94 72V71H93ZM133 71L131 70V72H130V74L132 73ZM141 72V71H140ZM169 72V71H168ZM179 72V71H178ZM178 72H176L175 71V73H177L178 74ZM182 72V71H181ZM189 72V71H188ZM187 72V73H188ZM200 72V71H199ZM225 72V71H224ZM257 72V71H256ZM260 72L261 73H263L261 70H260ZM259 72V73H260ZM3 73V72H2ZM17 73V75L19 74L18 72H16ZM74 73V72H73ZM139 73V72H138ZM137 73V74H138ZM156 73V72H155ZM183 73V72H182ZM181 73V74H182ZM185 73V72H184ZM184 73H183V76H185L184 75ZM195 73V72H194ZM209 73V72H208ZM207 73V74H208ZM240 73H243V72H240ZM239 73V74H240ZM245 73V72H244ZM246 73H247V71H246ZM259 73H258V75H259ZM71 74H72V72H71ZM93 74V73H92ZM91 74V75H92ZM97 73H95V75H96ZM98 74H99V72H98ZM98 74H97V77H98ZM111 74V73H110ZM109 74V75H110ZM114 74V73H113ZM116 74V73H115ZM153 74V73H152ZM157 74V73H156ZM159 74H162V73H159ZM159 74H157V76H160ZM164 74H166V75H169V74H167V73H164ZM186 74V73H185ZM193 74V73H192ZM200 74V73H199ZM235 74V73H234ZM237 74V73H236ZM256 74V73H255ZM0 75H1V72H0ZM70 75V74H69ZM102 75V74H101ZM101 75H99V77L101 76ZM121 75H122V72H121ZM121 75H120V77H121ZM150 75V74H149ZM172 75H174V74H172ZM219 75H220V73H219ZM224 75V74H223ZM226 75H227V73L225 72V77H226ZM231 75H232V73L230 74V77H231ZM248 75H250V73L248 74ZM253 75V74H252ZM262 75V74H261ZM2 76H5V75H2ZM15 76H16V74H15ZM29 76H30V73H29ZM29 76H27V77H29ZM37 76V79L39 78L38 77V74L36 75ZM93 76V75H92ZM125 76V75H124ZM126 76H127V74H126ZM134 76V75H133ZM137 76V75H136ZM138 76H140L139 74H138ZM148 76V75H147ZM163 76V75H162ZM174 76H176V75H174ZM182 76V77H183ZM207 76H209V74L207 75ZM236 76V75H235ZM21 77V76H20ZM24 77V76H23ZM30 77H32V76H30ZM94 77V76H93ZM104 77V76H103ZM106 77V76H105ZM108 77V76H107ZM128 77V76H127ZM126 77V78H127ZM132 77V76H131ZM141 77V76H140ZM152 77V76H151ZM161 77V76H160ZM169 77V76H168ZM167 77V78H168ZM189 77V76H188ZM190 77H191V75H190ZM197 77V76H196ZM204 77H206V76H204ZM203 76L201 77V78H204ZM224 77V78H225ZM229 77V78H230ZM262 77H264V73H263V76ZM261 77V78H262ZM3 78H5V77H3ZM2 78V79H3ZM9 77H7V78H5V80H7ZM17 78V77H16ZM22 78V77H21ZM71 78V77H70ZM101 78H102V76H101ZM109 78H110V76H109ZM129 78V77H128ZM134 78V77H133ZM132 78V79H133ZM150 78V77H149ZM170 78V77H169ZM168 78V79H169ZM172 78V77H171ZM180 78V77H179ZM194 78V77H193ZM240 78V77H239ZM239 78H238V80H239ZM243 78H245V74H244V76H243ZM249 78H251V77H249ZM0 79H1V77H0ZM11 79H12V77H11ZM27 79V78H26ZM104 78H102V80H103ZM121 79V78H120ZM119 79V80H120ZM131 79V78H130ZM129 79V80H130ZM138 78H136V80H137ZM141 79H143V76L141 77ZM167 79V80H168ZM183 79V78H182ZM218 79V78H217ZM233 79V78H232ZM235 79V78H234ZM247 80H248V78H246ZM251 79H253V78H251ZM251 79H250V81H251ZM256 79H257V76H256ZM255 79V80H256ZM259 79H260V77H259ZM263 80H264V78H262ZM261 79V80H262ZM36 80V79H35ZM100 80V79H99ZM115 80V79H114ZM118 80V81H119ZM127 80V79H126ZM126 80H125V82H126ZM143 80H145V79H143ZM156 80V79H155ZM163 80V79H162ZM166 80V81H167ZM172 80H174L173 78H172ZM177 80V79H176ZM188 80V79H187ZM202 80V79H201ZM243 80V79H242ZM9 81H10V78H9ZM8 81V82H9ZM12 81V80H11ZM28 81V80H27ZM29 81H30V79H29ZM56 81H59V82H61V84L60 85H57V83H56ZM106 81V80H105ZM117 81V80H116ZM115 81V82H116ZM128 81V80H127ZM140 81V80H139ZM171 81V80H170ZM207 81V80H206ZM213 81H214V79H213ZM216 81V80H215ZM225 81V80H224ZM223 81V82H224ZM256 81H258V80H256ZM17 82H18V80H17ZM32 82V81H31ZM36 82H37V80H36ZM114 82V81H113ZM125 82H122V83H125ZM137 82H138V80H137ZM141 82V81H140ZM145 82H146V80H145ZM169 82V81H168ZM172 82V81H171ZM178 82H180V81H178ZM178 82L176 83V84H178ZM181 82H183V81H181ZM197 82V81H196ZM202 83H203V80L201 81ZM218 82H220L219 80L217 81V84H219L220 86H222L220 83H218ZM229 82V81H228ZM233 82V81H232ZM235 82V81H234ZM244 84H246V81L244 80ZM1 83V85H3L2 84V82H0ZM15 84L13 85L12 83H11V85L12 86H10L9 88H8V91H7V96H9L10 98L13 96V98H11V99H14V93L17 91V90H26V89H28V83H27V85L25 84V83H16V82H14ZM134 83H135V81H134ZM173 83V82H172ZM198 83H199V81H198ZM225 83H226V81H225ZM237 83V82H236ZM241 83V82H240ZM249 82H247V84H248ZM259 83V82H258ZM32 84V83H31ZM30 84V85H31ZM101 84V83H100ZM132 84H133V82H132ZM132 84H130L129 86H131ZM138 84H139V82H138ZM143 84V83H142ZM150 84V83H149ZM170 84V83H169ZM181 85L183 84V83H180ZM187 84H189V83H187ZM192 84V83H191ZM190 84V85H191ZM195 84V83H194ZM197 84V83H196ZM204 84V83H203ZM209 84V83H208ZM238 84V83H237ZM246 84V86L245 87H247L248 88V85H249V87H251V86H254V84L253 85H250V84H252V81H251V83L250 84H248L247 85ZM118 85V84H117ZM140 85V84H139ZM174 85H175V82H174ZM173 85V86H174ZM185 85H186V83H185ZM212 85V84H211ZM210 85V86H211ZM229 84H227V86H228ZM107 86V85H106ZM121 86H123V85H121ZM133 86V85H132ZM136 86V85H135ZM135 86H133L134 88H135ZM145 87H146V85H144ZM173 86H171V87H173ZM195 86V85H194ZM193 86V87H194ZM197 86V85H196ZM199 86V85H198ZM203 86H205V85H203ZM236 86V85H235ZM234 86V87H235ZM240 86H242L241 84H240ZM39 87V86H38ZM107 87H109V85L107 86ZM115 87V86H114ZM117 87V86H116ZM175 87L177 88V90H178V87L175 85ZM208 87V86H207ZM206 87V88H207ZM238 86H236V89H237V92H239V90H238V88H237ZM243 87V86H242ZM255 87L256 86H254L253 88H254V91L253 92H251V94L252 93H256V91H257V89L255 90ZM262 87H263V85H262ZM0 88H1V86H0ZM5 88V87H4ZM58 88V89H57ZM101 88H103V87H101ZM104 88H106V87H104ZM111 88V87H110ZM137 88V87H136ZM135 88V89H136ZM142 88V87H141ZM164 88V87H163ZM185 88H187V87H185ZM205 88V89H206ZM226 88V87H225ZM228 88V87H227ZM230 88V87H229ZM260 87L258 86V89H259ZM114 89H118V87L117 88H114ZM131 89V88H130ZM133 89V88H132ZM134 89V90H135ZM139 89V88H138ZM143 89V88H142ZM144 89H146V88H144ZM159 89H161V88H159ZM169 89V88H168ZM201 89V88H200ZM211 89V88H210ZM219 89H221V88H219ZM218 89V90H219ZM235 89V90H236ZM243 89V88H242ZM1 90V89H0ZM5 90V92H6V89H4ZM32 91L31 92H33V90L34 89H31ZM38 90H40V88L38 89ZM66 90V92H68L69 93V91H67ZM131 91V101H132V103H133V105L135 106V109H136V111H137V114L139 115V114H141L142 116H143V118H155L154 117V115H152V113L149 111V108H147L148 106H150V105H156L158 108H160L161 110H166V112L168 111L169 113L170 112H175V109L173 108V107H171L169 104H167L163 99H165V98H161L158 94L157 95H153L149 100L147 99V100H145V101H147L146 103L147 104H144V108H145V110H144V112H143V110L142 109H140V106H141V97L144 95H142L141 97H140V95L141 94H138L139 92H138V90L135 92V91ZM192 90V89H191ZM190 90V91H191ZM208 90V89H207ZM233 90V89H232ZM244 90V92H245V89H243ZM261 90V89H260ZM3 91V90H2ZM36 91V90H35ZM59 91V92H58ZM93 91V90H92ZM103 91H104V89H103ZM116 91V90H115ZM140 91H141V89H140ZM147 91H148V89H147ZM151 91V90H150ZM158 91V90H157ZM161 91V90H160ZM168 91V90H167ZM173 91H175V89L173 90L172 89V92ZM179 91V90H178ZM220 91V90H219ZM218 91V92H219ZM222 91V90H221ZM53 92L55 93V92H58L60 95V97L61 98H59L58 97V95L56 96V98H58V100H57V102H54V103H51V101L52 100H50V94L52 93L53 94ZM105 92V91H104ZM111 92V91H110ZM138 92V93H137ZM153 92V91H152ZM155 92V91H154ZM166 92V91H165ZM180 92V91H179ZM185 93H182L181 95H183V94H186V91H184ZM226 92V91H225ZM234 92V91H233ZM237 92H234V93H232L233 95L235 94V93H237ZM244 92H240V93H244ZM249 92V93H250ZM1 93V92H0ZM3 93V92H2ZM34 93V92H33ZM38 92H36V96L37 95H39V94H37ZM63 93V92H62ZM97 93H98V91H97ZM144 93H146V92H144ZM148 93H149V91H148ZM151 93V92H150ZM158 93V92H157ZM162 93H164V91H162ZM169 93V92H168ZM178 92L176 91V94H177ZM191 93V92H190ZM207 92H205V94H206ZM224 93V92H223ZM227 93V92H226ZM231 93V92H230ZM239 93V94H240ZM255 93H254V95H255ZM258 94H260L261 95V93H259V91L257 92ZM45 94V93H44ZM77 94H75V95H77ZM87 94L89 95V93L87 92ZM86 94V96H88ZM99 94L100 93H98V97H99ZM106 94V93H105ZM122 94V93H121ZM147 94V93H146ZM145 94V95H146ZM160 94V93H159ZM171 94V93H170ZM192 94V93H191ZM191 94H189L190 96H191ZM195 94V93H194ZM202 94V93H201ZM200 93H199V95H201ZM228 94H229V92H228ZM248 94V93H247ZM257 94V95H258ZM3 95V94H2ZM4 95H5V93H4ZM30 95V94H29ZM43 95V94H42ZM63 95H64V93H63ZM71 95V94H70ZM93 95V94H92ZM97 95V94H96ZM100 95H102V94H100ZM111 94H109V96H110ZM119 95V94H118ZM144 95V96H145ZM179 95V94H178ZM177 95V96H178ZM187 95H188V93H187ZM203 95V94H202ZM231 95V94H230ZM236 95V94H235ZM244 95V94H243ZM253 95V94H252ZM251 95V96H252ZM35 96V97H36ZM66 96H68V95H66ZM72 96H73V94H72ZM91 96V95H90ZM150 96V95H149ZM170 96V95H169ZM177 96H175V97H177ZM198 96V95H197ZM246 96V95H245ZM250 96V97H251ZM256 96V95H255ZM1 97V96H0ZM35 97L33 96V98H34V100H35V102L37 101H39V99L37 100V99H35ZM37 97H39V96H37ZM65 97V96H64ZM77 97V96H76ZM108 97V96H107ZM106 97V98H107ZM165 97H168V96H166V94H165ZM183 97V96H182ZM185 97V96H184ZM183 97V100L185 99ZM199 97V96H198ZM212 97V96H211ZM223 97V96H222ZM225 97V96H224ZM236 97V96H235ZM240 97V96H239ZM248 97V95L246 96V98ZM257 97V96H256ZM256 97L254 98V99H256ZM264 97V96H263ZM2 98V97H1ZM10 98H9V100H10ZM18 98V97H17ZM40 98H41V95H40ZM43 98H45L44 96H43ZM71 98V97H70ZM95 98V97H94ZM100 99H96V100H100L99 101V104H101V105H104V104H107V101L106 100H101V98L102 97H99ZM106 98H104V99H106ZM114 98H115V96H114ZM113 98V99H114ZM118 97H116L115 98V100L117 99ZM140 98V99H139ZM171 98V97H170ZM180 98V97H179ZM193 98V97H192ZM195 98V97H194ZM197 98V97H196ZM237 98H238V94H237ZM241 98V97H240ZM258 98V97H257ZM261 98H262V96H261ZM29 99H32L31 98V95H30V98ZM63 99V98H62ZM87 99V98H86ZM120 99V98H119ZM127 99H128V97H127ZM176 99H178V98H176ZM202 99V98H201ZM219 99V98H218ZM242 99H243V97H242ZM251 99V98H250ZM3 100H4V98H3ZM2 100V101H3ZM6 100V99H5ZM7 100H8V98H7ZM33 100V99H32ZM54 100V99H53ZM90 100V99H89ZM124 100H125V98H124ZM182 100V99H181ZM215 100H216V98H215ZM221 100V99H220ZM235 100V99H234ZM244 100H245V98H244ZM248 100V99H247ZM246 100V101H247ZM257 100V99H256ZM14 101H16L15 99H14ZM41 101H42V99H41ZM76 101V100H75ZM79 101V100H78ZM84 101H85V99H84ZM87 101V100H86ZM93 101V100H92ZM112 101V100H111ZM145 101H144V103H145ZM169 101V100H168ZM198 101V100H197ZM196 101V102H197ZM204 101V100H203ZM203 101H201V102H203ZM222 101V100H221ZM220 101V102H221ZM254 101V100H253ZM12 102V101H11ZM53 102V101H52ZM65 102V101H64ZM68 102H70V103H72V101H67V104H68ZM96 102V101H95ZM94 102V103H95ZM117 102H119L118 100H117ZM121 102V101H120ZM172 102V101H171ZM185 102V101H184ZM245 102V101H244ZM249 102V101H248ZM247 102V103H248ZM6 101L4 102V105L1 103V108H2V105L5 107L6 106ZM14 103V102H13ZM18 103H19V101H18ZM22 103V102H21ZM25 103H26V101H25ZM74 103V102H73ZM86 103V102H85ZM129 103V102H128ZM187 103H190V102H187ZM205 103H207V102H205ZM216 103V102H215ZM228 103V102H227ZM239 103V102H238ZM255 103H256V101H255ZM254 103V104H255ZM20 104V103H19ZM127 104V103H126ZM125 104V105H126ZM143 104V103H142ZM202 104V103H201ZM13 105H15V104H13ZM191 105H192V103H191ZM208 105H210V104H205V106L206 107H209ZM249 105V104H248ZM94 106V105H93ZM112 106V105H111ZM110 106V107H111ZM127 106V105H126ZM177 106V105H176ZM189 106V105H188ZM201 106V105H200ZM222 106H224V105H222ZM222 106H219V109L218 108H215L216 109V112L215 113H213V115L210 117V123L209 122H207L208 124H209V129H208V133L210 134V136L212 135V133H214L216 130H218V128L219 127H222V125H225V124H229V123H232V125L234 126V127H236V128H238V129H240V131H241V134L242 135H244L243 137H244V139H245V136H249V132H250V129L248 130V126H250V125H252V124H250V125H247V122H244V120H240V118L242 117L241 115L240 116H238V118H239V120L236 118L237 116L235 115L236 113H234V112H232V113H226L224 110H223V108H222ZM236 106V105H235ZM234 106V107H235ZM251 105H249V107H250ZM262 106V105H261ZM16 107V106H15ZM123 107H125L124 105H123ZM192 107V106H191ZM197 107H198V105H197ZM202 109L204 108V103L202 104ZM245 107V106H244ZM255 107H256V104H255ZM93 108V110L95 109L96 110V108H94V107H92ZM98 108V107H97ZM129 108V107H128ZM134 108V107H133ZM132 108V109H133ZM177 108V107H176ZM180 108V107H179ZM188 108V107H187ZM212 108H213V106H212ZM240 108L241 107H239V110H240ZM251 108V107H250ZM6 109V108H5ZM16 109V108H15ZM18 109V108H17ZM17 109H16V111H17ZM124 109V108H123ZM131 109V108H130ZM183 109V108H182ZM205 109V108H204ZM227 109V108H226ZM232 109V108H231ZM14 110V109H13ZM121 110V109H120ZM157 110V109H156ZM190 110V109H189ZM211 110V108L209 109V111ZM230 110V109H229ZM250 110H253V106H252V109H250ZM255 110H257L256 108H255ZM7 111H9V109H7ZM78 111H79V113H78ZM98 111V110H97ZM122 111V110H121ZM128 111V110H127ZM135 111V110H134ZM185 111V110H184ZM206 112H208L207 110H205ZM258 111V110H257ZM99 112V111H98ZM156 112H158V111H156ZM163 112V111H162ZM161 112V113H162ZM178 112V111H177ZM195 112V111H194ZM204 112V111H203ZM205 112V113H206ZM241 112H242V108H241ZM245 112V111H244ZM9 113V112H8ZM10 113H14V112H10ZM118 113V112H117ZM116 112H115V114H117ZM160 113V114H161ZM200 113V112H199ZM210 113V112H209ZM239 113V112H238ZM237 113V114H238ZM121 114V113H120ZM159 114V113H158ZM157 114V115H158ZM254 114H259V113H254ZM260 114H262V113H260ZM259 114V115H260ZM8 115V114H7ZM23 115H24V113H23ZM132 115H133V113H132ZM195 115V114H194ZM252 115V114H251ZM20 116V115H19ZM28 116V115H27ZM117 116V115H116ZM159 116V115H158ZM207 116H210V115H206L205 117L203 116L202 118H205L206 119V117ZM244 116V115H243ZM253 116V115H252ZM3 117V116H2ZM2 117L0 116V118L2 119ZM6 117V116H5ZM26 117V116H25ZM98 117H100L99 115H98ZM104 118H105V116H103ZM119 117V119L120 120H122L121 118H120V116H118ZM118 117H115L116 119L118 118ZM133 117V116H132ZM132 117H131V119H132ZM135 117H136V115H135ZM175 117V116H174ZM179 117V116H178ZM194 117V116H193ZM196 117H198V115L196 114L195 115V117L194 118H196ZM201 117V116H200ZM254 117H258V116H255L254 115ZM109 118V117H108ZM111 118V117H110ZM109 118V119H110ZM125 118V117H124ZM127 118V117H126ZM134 118V117H133ZM142 118V117H141ZM235 118L237 119V120H235ZM243 118V117H242ZM262 118V117H261ZM5 119V118H4ZM109 119H107V120H109ZM114 119V118H113ZM118 119V120H119ZM192 119L193 118H191V114L189 113V112H182L181 113V118H180V120L178 121V122H169V121H167V120H163V121H160V123H161V125H171V126H174V128H175V130H173V131H171V129H169L172 133H174V138H177V137H179V136H181L182 134H185V133H189L190 131H193L194 130V126H192V124H191V122H192ZM198 119H200V118H198ZM204 119V120H205ZM209 119V118H208ZM252 119V118H251ZM254 119V122H255V120H256V118H253ZM253 119L252 120H250V122L251 123H253ZM105 120V119H104ZM118 121V122H121V121ZM140 120H142V119H140ZM258 121H259V117H258V119H257ZM263 120V119H262ZM12 121V120H11ZM19 121V120H18ZM29 121H31V119L29 120ZM88 121V122H89ZM101 121V120H100ZM126 121V120H125ZM128 121H129V119H128ZM151 121V120H150ZM195 121H196V119H195ZM198 121V120H197ZM247 121H249L248 119H247ZM13 122H15V121H13ZM25 122H26V120H25ZM113 122H114V120H113ZM123 122V121H122ZM138 122H140V121H138ZM142 122V121H141ZM148 122V121H147ZM205 122V121H204ZM26 123H29L28 121L26 122ZM102 123V122H101ZM126 123V122H125ZM144 123V122H143ZM153 123V122H152ZM156 123V122H155ZM195 123V122H194ZM249 123V122H248ZM257 123V122H256ZM36 124V125H37ZM129 124H130V122H129ZM157 124V123H156ZM159 124V123H158ZM157 124V125H158ZM197 124V123H196ZM34 125V124H33ZM100 125H102V124H100ZM99 125V126H100ZM111 125V124H110ZM115 125V124H114ZM137 125H139V123L137 124ZM149 125V124H148ZM160 125V124H159ZM204 125V124H203ZM207 125V124H206ZM99 126L97 127V128H99ZM116 126H119V125H116ZM124 126V125H123ZM142 126V125H141ZM141 126H140V128H141ZM144 126V125H143ZM142 126V127H143ZM152 126V125H151ZM154 126V125H153ZM256 126H257V124H256ZM259 126H261V125H258V127H255V125H254V128H259ZM263 126V125H262ZM35 127H37V126H35ZM93 127V126H92ZM91 127V128H92ZM119 127H121V126H119ZM125 127V126H124ZM134 127V126H133ZM132 127V128H133ZM149 127V126H148ZM155 127H157V126H155ZM168 127V126H167ZM226 128H227V126H225ZM251 127V126H250ZM90 128V129H91ZM100 128H104V127H100ZM109 128V127H108ZM153 128V127H152ZM165 128H166V126H165ZM173 128V127H172ZM173 128V129H174ZM197 127H195V129H196ZM206 128V127H205ZM204 128V129H205ZM224 128V127H223ZM223 128H221V130H223ZM254 128H253V130H254ZM15 129V128H14ZM33 129H36V128H33ZM124 129V128H123ZM148 129V128H147ZM153 129H157V128H153ZM153 129H151V130H153ZM198 129V128H197ZM225 129V128H224ZM251 129H252V127H251ZM262 129V128H261ZM9 130V129H8ZM106 130H110V128L109 129H106ZM138 130V129H137ZM142 130V129H141ZM143 130H145L144 128H143ZM168 130V131H169ZM220 130V129H219ZM226 130V129H225ZM228 130H231V129H229L228 128ZM256 130V129H255ZM86 131V130H85ZM98 131H99V129H98ZM103 131L104 130H102L101 131V134H104L103 133ZM165 131H166V129H165ZM196 131V130H195ZM199 131V130H198ZM201 131H203V130H201ZM252 131V130H251ZM262 131V130H261ZM8 132V131H7ZM13 132V131H12ZM11 132V134H13L14 132H15V130H14V132L12 133ZM32 132V131H31ZM53 132H55V134L54 135H56V140H51V139H48L47 137H46V134H47V136H49V135H51L50 133H52V135H53ZM77 132V133H76ZM87 132V131H86ZM106 132V131H105ZM123 132H125V131H123ZM129 132V131H128ZM138 132H139V130H138ZM142 132V131H141ZM151 132V131H150ZM221 132V131H220ZM220 132H219V134H220ZM226 132V131H225ZM225 132H224V134H225ZM228 132V131H227ZM226 132V133H227ZM254 132V131H253ZM16 133V132H15ZM14 133V134H15ZM85 133V132H84ZM87 133H89V132H87ZM91 133V132H90ZM93 133V132H92ZM94 133H96V132H94ZM157 133V132H156ZM191 133H195V132H191ZM230 133V132H229ZM232 133V132H231ZM235 133H238V132H235ZM8 134V133H7ZM14 134H13V137H14ZM49 134V135H48ZM106 134H108V131H107V133ZM133 134H134V132H133ZM136 134H137V132H136ZM151 134L152 135H154L152 132H151ZM165 134H168V132H166ZM164 134V135H165ZM197 134V133H196ZM195 134V135H196ZM223 134V133H222ZM238 134H240V133H238ZM253 134V133H252ZM10 135V134H9ZM51 135V136H52ZM53 135V136H54ZM98 135H99V133H98ZM105 135V134H104ZM104 135H102V136H104ZM128 135V134H127ZM131 135V134H130ZM139 135V134H138ZM138 135H136L137 137H138ZM147 135V134H146ZM160 135V134H159ZM170 135V134H169ZM189 135H190V133H189ZM215 135H216V133H215ZM235 135V134H234ZM255 135H256V133H255ZM11 136V135H10ZM87 136H89V134L87 135ZM122 136V132H120V130L118 131L117 129H113V131H112V134H111V144L112 143H114V144H117L118 142H117V140L120 138ZM135 136V135H134ZM166 136V135H165ZM202 136V135H201ZM210 136H208V137H210ZM213 136H214V134H213ZM225 137H226V135H224ZM230 136H232L231 134H230ZM9 137V136H8ZM93 137H95L97 140H98V137H96V136H93ZM106 136H104V138H105ZM143 137V136H142ZM142 137H140V138H142ZM149 137H151V135H149ZM149 137L148 138H146L145 140H147V139H149ZM156 137H158V136H156ZM184 137V136H183ZM205 137V136H204ZM240 137H241V135H240ZM239 137V138H240ZM109 138V137H108ZM128 138V137H127ZM132 138H134L133 137V135H132ZM145 138V137H144ZM155 138V137H154ZM185 138V137H184ZM188 138H190V137H188ZM201 138V137H200ZM202 138H203V136H202ZM206 138H207V136H206ZM211 138V137H210ZM224 138V137H223ZM238 138V137H237ZM256 138V137H255ZM254 138V139H255ZM158 139V138H157ZM157 139H155V140H157ZM160 139V138H159ZM163 139H165V138H163ZM168 139V138H167ZM195 139V138H194ZM215 139V138H214ZM224 139H226V138H224ZM223 139V140H224ZM230 139V138H229ZM232 139V138H231ZM235 139V138H234ZM244 139H243V141H244ZM253 139V140H254ZM5 140H7V142L5 141ZM102 140V139H101ZM120 140V139H119ZM142 140V139H141ZM140 140V141H141ZM161 140V139H160ZM159 140V141H160ZM166 140V139H165ZM170 140V139H169ZM183 140V139H182ZM187 140V139H186ZM208 140V139H207ZM207 140H206V142H207ZM212 140V139H211ZM239 140V139H238ZM139 141V142H140ZM167 141V140H166ZM178 141H180V139L178 140ZM198 140H196L195 142H197ZM213 141V140H212ZM249 141V140H248ZM254 141H256V140H254ZM253 141V146H254V144H255V142ZM258 141L260 142L258 145H260L261 147H264V135H258ZM258 141H256V142H258ZM6 142V143H5ZM29 142H33L34 144H31V143H29ZM105 142V141H104ZM108 142V141H107ZM135 142V141H134ZM155 142L156 141H154V139L152 138V139H150L149 140V142L147 143L148 144V146L149 147H147V148H150L152 151H153V153H152V157L154 158V160H155V157H156V152H155V150H154V144H155ZM171 142V141H170ZM187 142H188V140H187ZM203 142H205L204 140L202 141V143ZM217 142V141H216ZM246 142V141H245ZM250 142V141H249ZM18 143V142H17ZM99 143V142H98ZM142 143H144L143 141H142ZM142 143H141V145H142ZM161 143V142H160ZM163 143V142H162ZM165 143V142H164ZM163 143V144H164ZM177 143V142H176ZM176 143H174V144H176ZM186 143V142H185ZM202 143H201V145H202ZM207 143H209V142H207ZM101 144H103V143H101ZM145 144V143H144ZM165 144H168V143H165ZM174 144H173V147H174ZM179 142H178V144H176V145H178L179 146ZM198 144V143H197ZM196 144V145H197ZM200 144V143H199ZM241 144V143H240ZM36 145V146H35ZM40 145H46L47 147H48V150L47 151H49V153H47V152H45L47 155L49 154L50 155V159L45 163V165H43L41 168H40V166H39V168H40V171H39V173L37 174V173H35V174H37V175H35V176H32V178L31 179H29L28 181H30L31 180V183L27 186V188H25V187H23L22 185H21V183L23 182L22 181V178H23V173H29V170L31 169V167H30V169H29V165L28 164H30L31 165V163H30V161L29 162H23V161H21L22 159L23 160H27V159H29V160H31V158L32 159H34L33 158V156L35 155V150H36V148L38 147V146H40ZM95 145V144H94ZM107 145V144H106ZM134 145H136V144H134ZM161 145V144H160ZM169 145H171V143L169 144ZM200 145V146H201ZM205 145V144H204ZM257 145V146H258ZM97 146V145H96ZM167 146V145H166ZM199 146V145H198ZM203 146V145H202ZM206 146H207V144H206ZM205 146V147H206ZM179 147H181V146H179ZM187 147V146H186ZM185 147V148H186ZM193 148H194V146H192ZM191 147V148H192ZM12 148H14V151H13V154L11 153V149ZM90 148V147H89ZM89 148H86V149H89ZM102 148V146H99L97 149H101ZM114 148V147H113ZM164 148V147H163ZM162 148V149H163ZM189 148V147H188ZM191 148L189 149V150H191ZM258 148V147H257ZM257 148H256V150H257ZM112 149V148H111ZM139 149H140V147H139ZM159 149H161V148H159ZM180 149L181 148H179V151H180ZM181 149V150H182ZM196 149V148H195ZM200 149H202L203 150V148H201L200 147ZM218 149V150H219ZM92 150V149H91ZM104 150V149H103ZM113 150V149H112ZM149 150V149H148ZM156 150H157V148H156ZM93 151V150H92ZM118 151V150H117ZM116 151V152H117ZM129 151V150H128ZM151 151V152H152ZM178 151V152H179ZM198 151V150H197ZM196 151V152H197ZM114 152H115V150H114ZM158 152V151H157ZM160 152V151H159ZM164 152V151H163ZM97 153V152H96ZM110 153V152H109ZM112 153V152H111ZM118 153L119 152H117V156H118ZM112 154H115V153H112ZM130 154H131V152H130ZM213 154V153H212ZM216 154V153H215ZM215 154H213V156H215ZM222 154V153H221ZM14 155V156H13ZM145 155H146V153H145ZM148 155V154H147ZM171 155V154H170ZM169 155V156H170ZM206 156H207V152H206V154H205ZM209 155V154H208ZM223 155V154H222ZM227 155V154H226ZM46 156V155H45ZM108 156V155H107ZM113 157L112 158H114V156H116V154L115 155H112ZM39 157H42V156H39ZM44 157V156H43ZM100 157V156H99ZM120 157V156H119ZM185 157V158H184ZM202 157H204V156H202ZM223 157V156H222ZM225 157V156H224ZM228 157V156H227ZM259 157V156H258ZM47 158V157H46ZM86 158H91V157H89V155L86 157ZM101 158V157H100ZM130 158V157H129ZM148 158H150L149 157V155H148ZM213 158V157H212ZM216 158H219V157H216ZM21 159V160H20ZM39 159V158H38ZM102 159V158H101ZM111 159V158H110ZM158 159V158H157ZM184 159V160H183ZM214 159V158H213ZM220 159V158H219ZM86 160V159H85ZM94 160V159H93ZM96 160V159H95ZM113 160H116V158L115 159H113ZM120 160H121V157H120ZM224 160V159H223ZM228 160V159H227ZM32 161V160H31ZM78 161V160H77ZM76 161V162H77ZM96 161H98V160H96ZM117 161H118V159H117ZM127 161V160H126ZM214 161V160H213ZM216 161H218V160H216ZM222 161V160H221ZM85 161H83L82 163H84ZM90 162H91V160H90ZM99 162V161H98ZM104 162V161H103ZM101 163V161H100V164L102 165V164H104V163ZM122 163L123 162H125V161H121ZM132 162V161H131ZM157 162V161H156ZM223 162V161H222ZM34 163V162H33ZM42 163H44V161L42 162ZM79 163V162H78ZM81 163V162H80ZM81 163V164H82ZM86 163H88V161L86 162ZM94 163V162H93ZM111 163V162H110ZM119 163V162H118ZM126 163V162H125ZM129 163V162H128ZM36 164H37V162H36ZM41 163H39V165H40ZM108 164V163H107ZM115 164V163H114ZM34 165V164H33ZM89 165H91V164H88V166ZM97 165V164H96ZM127 165H129V164H127ZM245 165V164H244ZM261 165H264V164H261ZM35 166V165H34ZM80 166H82V165H80ZM91 166H93V165H91ZM103 166V165H102ZM106 166V165H105ZM131 166V165H130ZM134 166V165H133ZM36 167H38V165H36ZM98 167V166H97ZM96 167V168H97ZM121 167V166H120ZM123 167V166H122ZM124 167H126V165H124ZM132 167V166H131ZM254 167H259V164H258V162H254V164H253V167H252V169H245L244 168V171H243V179L242 178H240V179H242V180H240V181H242V183H241V186L244 188L245 186H250V190H255L254 191V195H252V193L253 192H251V191H249L250 193H251V195H249L248 194V196L247 197H251L252 196V198H253V196H254V200L255 201H257V200H259V196H261V194H263V193H261V191L263 192L264 190H263V188H261V186H260V181L263 179V181H264V177L261 179V176H259L257 173L256 174H254L255 172H254V170L255 171H258L257 169H255ZM106 168V167H105ZM129 168V167H128ZM247 168V167H246ZM82 169H83V166H82ZM84 169H85V167H84ZM83 169V170H84ZM87 169V168H86ZM104 169V168H103ZM102 169V170H103ZM123 169V168H122ZM150 169V168H149ZM33 170V169H32ZM79 170V171H78ZM109 170H111L112 172H113V170H112V168H110ZM119 170V169H118ZM127 170V169H126ZM132 170V169H131ZM107 171H108V169H107ZM106 171V172H107ZM110 171V172H111ZM117 171V170H116ZM121 170H119L118 171V173L120 172ZM134 171V170H133ZM148 171V170H147ZM231 171H228V172H231ZM99 172H100V170H99ZM104 172H105V170H104ZM106 172L104 173V174H106ZM126 172V171H125ZM125 172L124 173H122V176H123V174L124 175H126L125 174ZM226 172V173H225ZM260 172H261V170H260ZM103 172H101V174H102ZM107 173H109V172H107ZM115 173V172H114ZM118 173H117V175H118ZM147 173V172H146ZM234 172H231V174H233ZM103 174V175H104ZM120 174V173H119ZM224 174V175H223ZM26 175V174H25ZM108 175V174H107ZM107 175H105V176H103V177H106ZM113 176H112V178L114 177L115 178V176H114V174H112ZM229 175V174H228ZM261 175V174H260ZM262 175H264V174H262ZM28 176V175H27ZM102 176V175H101ZM119 176V175H118ZM121 176V175H120ZM119 176V177H120ZM122 176L120 177V178H122ZM230 176V175H229ZM241 176V175H240ZM130 177V178H129ZM235 177V176H234ZM30 178V177H29ZM106 178H110L109 176L108 177H106ZM146 180L145 181V183L144 184H141V180ZM228 179V178H227ZM236 179V178H235ZM110 180V179H109ZM114 180V179H113ZM116 180H117V177H116ZM237 180V179H236ZM22 181V182H21ZM107 181V180H106ZM121 181H122V179H121ZM116 182V181H115ZM119 182H120V180H119ZM135 182H138L139 184H141V185H139L140 187L139 188H143V186H145L144 188H143V192H140V193H135V192H133L132 191V186L134 185V183ZM235 182V181H234ZM234 182H233V185H234ZM28 183V182H27ZM61 183H67V185H65V186H68V184H69V186H70V188H66L63 184V186L64 187H61ZM112 183V182H111ZM118 183V182H117ZM116 183V184H117ZM115 184V185H116ZM120 184V183H119ZM249 184H251V185H249ZM110 185V184H109ZM113 185V184H112ZM118 186V185H117ZM120 186V185H119ZM239 186V185H238ZM237 186V187H238ZM115 187V186H114ZM134 187V186H133ZM137 187H138V185H137ZM137 187H135V188H137ZM120 188V187H119ZM122 188V189H123ZM222 188V189H221ZM235 188V187H234ZM66 189V190H65ZM98 190V189H97ZM102 190V189H101ZM106 190V189H105ZM136 191H138L137 189H135ZM245 191H246V189H244ZM249 190V189H248ZM121 191V190H120ZM163 191H168V193H169V196H170V198H175V200H177V203H178V205H177V208H173L172 209V211L171 212H169V210L167 211V208H165V207H163V208H165L166 209V211H163L164 213H162V211H161V209H158V208H156L157 207V204L155 203L156 201H157V199L161 196V193H163ZM236 191V190H235ZM240 191V190H239ZM106 193H107V191H105ZM230 192H234L233 190L232 191H229V193ZM241 192V191H240ZM248 192V193H249ZM100 193V192H99ZM244 193V192H243ZM255 193H257V194H255ZM225 194V195H224ZM237 194H238V191H237ZM240 194V193H239ZM260 194V195H259ZM233 195H236V194H233ZM247 195V194H246ZM255 195H258V199H255L256 197H255ZM264 195V194H263ZM242 197H243V195H241ZM240 195L237 197V198H240L241 197ZM158 197V198H157ZM162 197V196H161ZM164 197V196H163ZM245 197V196H244ZM244 197L242 198V199H244ZM262 197V196H261ZM236 198V199H237ZM246 198V197H245ZM252 198H250V199H252ZM105 199V198H104ZM108 199V198H107ZM123 200H125V198H122ZM156 199V200H155ZM161 199V201H162V203H163V200H162V198H160ZM159 199V200H160ZM232 199V198H231ZM249 199V198H248ZM252 199V200H253ZM113 200V199H112ZM115 200V199H114ZM125 200V201H126ZM226 200V199H225ZM234 200V199H233ZM239 200V199H238ZM246 199H244V201H245ZM235 201V200H234ZM240 201H242V200H240ZM123 201H121L120 200V204L122 203ZM141 202H143V203H141ZM172 202V201H171ZM235 202H237V201H235ZM243 202V201H242ZM241 202V203H242ZM246 202V201H245ZM247 202H250V201H248L247 200ZM165 203V202H164ZM167 203V202H166ZM166 203H165V205L164 206H166L167 207V205H166ZM231 203V202H230ZM240 203V202H239ZM240 203V205H237L236 203V206H235V204L234 205H232V207L234 208V211H239V210H244V211H246L247 210V208L248 207H250L249 205H247L248 203H246V204H244V203H242L241 204ZM253 203H254V201H253ZM126 205H127V202L125 203ZM136 204V203H135ZM140 204H138L139 206H140ZM160 204H161V202H160ZM227 204V203H226ZM137 205V206H138ZM158 205H159V203H158ZM156 206V207H155ZM161 206V205H160ZM163 206V205H162ZM170 206V205H169ZM248 206V207H247ZM252 206V205H251ZM127 207V206H126ZM129 207V206H128ZM127 207V208H128ZM172 207H174V206H172ZM191 207V208H190ZM247 207V208H246ZM256 207H258V206H256ZM255 206L253 207L254 209L256 208ZM262 207H263V205H262ZM123 208V207H122ZM124 208H125V206H124ZM131 208V207H130ZM161 208V207H160ZM162 208V209H163ZM170 208V207H169ZM194 208V211H192L194 214H192V212H191V209H193ZM225 208H227V207H225ZM171 209V208H170ZM230 208L228 207V209H226L227 211L229 210ZM246 209V210H245ZM262 209V208H261ZM253 210V209H252ZM258 210H260V208L258 209ZM145 211V210H144ZM229 211H231V210H229ZM242 212V214L243 213H245V212ZM249 212H251L250 210H248ZM262 211V210H261ZM10 212L11 213H15V212H17V216H15V215H13V217L10 215ZM253 212V211H252ZM255 212H256V210H255ZM254 212V214H257V213H255ZM168 213V215H164V214H167ZM188 213H191V215L193 216V218H194V216L195 215H197V221H198V224L196 225V227H193L192 228V226H194L193 225V223L192 222H190V214H188ZM241 213V212H240ZM260 213V212H259ZM258 213V214H259ZM143 214H145V213H143ZM182 214L185 216V215H189L188 217L189 218H187V220H186V223L185 224H187V223H189L190 222V224H187V225H189V227L191 226V228H190V231H191V234L190 235H187L186 233H184L182 230H179V227H181L182 228V226L184 225H178L179 227L177 228V226H176V228L175 227H173V232H171V233H169L167 236H165V234L164 235H162V232H164V231H166V230H168L169 228H171V222L172 221H174V220H171L170 219V217H176V216H178V215H180L181 217H183L182 216ZM258 214H257V217H258ZM261 214H263V213H261ZM261 214H259V216H261ZM244 215H245V217H244ZM242 217H244V218H246L245 220H247V218H248V216H246V213L244 214ZM248 215V214H247ZM250 215H252V216H254V217H256L255 215H253V213L252 214H249V216ZM165 216H168V217H165ZM225 216H227V215H224V219L226 218ZM252 216H250V218L252 217ZM179 217V216H178ZM177 217V218H178ZM181 217H179V219H182ZM253 217V218H254ZM62 218V217H61ZM64 218V217H63ZM176 218V220H178ZM235 218V217H234ZM234 218H231L232 220L234 219ZM250 218H248V219H250ZM252 218V219H253ZM38 219V220H39ZM65 219V218H64ZM67 219V218H66ZM67 219V220H68ZM223 219V220H224ZM243 219V218H242ZM110 220H112V219H110ZM176 220H175V222H176ZM182 220H185V219H182ZM109 221V220H108ZM141 221V220H140ZM192 221V220H191ZM231 221V220H230ZM235 221V220H234ZM236 221H237V223H238V225H237V227H243L244 225H245V222L246 221H241V220H237L236 219ZM235 221V222H236ZM247 221H250V220H247ZM69 222V221H68ZM91 222H94V221H91ZM90 222V223H91ZM185 222V221H184ZM232 222V221H231ZM96 223V222H95ZM191 223H192V225H191ZM259 223V222H258ZM38 224H39V222H38ZM76 224V225H75ZM99 224H101V223H99ZM141 224H142V222H141ZM229 224H232V223H230L229 222ZM96 225V224H95ZM102 225H104V222H103V224ZM102 225H100L99 227H101ZM128 225H129V223H128ZM130 225V226H131ZM138 225H140V224H138ZM138 225H136V226H138ZM176 225V224H175ZM234 225V224H233ZM69 226V225H68ZM78 226V225H77ZM97 226V225H96ZM134 226V225H133ZM174 226V225H173ZM249 226V225H248ZM257 226H258V224H257ZM256 226V227H257ZM67 227V226H66ZM66 227L64 228V229H66ZM107 227V226H106ZM189 227H187L186 226V228H187V231H189ZM252 227V226H251ZM260 227V225L257 227V228H259ZM53 228V229H54ZM235 228V227H234ZM253 228V227H252ZM108 229V228H107ZM106 229V230H107ZM128 229V228H127ZM137 229V228H136ZM245 229H246V227H245ZM30 230V231H29ZM34 230H35V228H34ZM39 230V231H40ZM105 230V231H106ZM135 230V229H134ZM186 230V229H185ZM225 230V229H224ZM250 230H252V229H250ZM55 231V230H54ZM99 231H100V229H99ZM104 231V229L102 230V232ZM107 231H109V230H107ZM106 231V232H107ZM133 231V230H132ZM189 231V232H190ZM226 231V230H225ZM229 231H230V229H229ZM72 232V231H71ZM70 232V233H71ZM101 232V231H100ZM101 232V233H102ZM224 232V231H223ZM226 232H228V231H226ZM254 232V231H253ZM67 234H69L68 232H66ZM107 233H109V232H107ZM134 233V232H133ZM45 234V233H44ZM50 234H52L51 233V230H50ZM104 234H105V232H104ZM110 234V233H109ZM112 234V233H111ZM129 234H131V233H129ZM135 234V233H134ZM227 234H229V232L227 233ZM254 234V233H253ZM40 235V234H39ZM71 235H72V233H71ZM93 235V234H92ZM106 235V234H105ZM232 235H233V233H232ZM257 236H258V234H256ZM46 236V235H45ZM54 236V235H53ZM73 236V235H72ZM110 236V235H109ZM113 236V235H112ZM228 236V235H227ZM47 238H49L48 237V235L46 236ZM52 237V236H51ZM104 237V236H103ZM108 237V236H107ZM111 237V236H110ZM125 237H126V234H125ZM125 237L123 238L122 237V239H125ZM222 237V238H221ZM55 239H56V237H54ZM64 238V237H63ZM74 238H76V237H74ZM115 238V237H114ZM46 239V238H45ZM51 239V238H50ZM50 239H48L49 241H50ZM78 239V238H77ZM102 239H104V238H102ZM102 239H101V241H102ZM110 239V238H109ZM111 239H113V238H111ZM119 239V238H118ZM260 239V238H259ZM263 241H264V236L261 238ZM53 240V239H52ZM81 240V239H80ZM121 240V239H120ZM214 240H219L220 242H221V244L219 245V244H217V246H215L214 244H216V243H220L219 241L218 242H214ZM225 242H223V241ZM228 240H230V239H228ZM261 240V241H262ZM46 241V240H45ZM58 241V240H57ZM128 241H132V239L131 240H128ZM65 242V241H64ZM117 244H118V242L117 241H115ZM124 242V241H123ZM228 242V241H227ZM233 242V241H232ZM66 243V242H65ZM82 245H83V243H82V241L80 242ZM128 243V242H127ZM132 243V242H131ZM224 243V244H223ZM230 244V243H229ZM239 244V243H238ZM241 244V243H240ZM78 245V244H77ZM80 245V244H79ZM105 245H106V242H105ZM123 245H125V244H123ZM123 245H120L121 247L123 246ZM262 245V244H261ZM127 246V245H126ZM255 246V245H254ZM5 247H7V246H5ZM110 247V246H109ZM108 247V248H109ZM125 247V246H124ZM256 247H257V245H256ZM118 248H119V245H118ZM255 248V247H254ZM74 249H76V248H74ZM73 249V250H74ZM104 249H106L107 250V248H104ZM110 249H112V248H110ZM120 249V248H119ZM135 249V248H134ZM137 249V248H136ZM0 250H1V248H0ZM78 250V249H77ZM76 250V251H77ZM131 250H133V249H131ZM260 250H264V249H262V248H260ZM4 251V250H3ZM117 251V250H116ZM5 252H7V251H4V253ZM110 252H111V250H110ZM129 252H132V251H129ZM1 253H2V251H1ZM75 253V252H74ZM112 253H113V251H112ZM259 253H260V251H259ZM2 255V254H1ZM7 255V254H6ZM117 255V254H116ZM8 256V255H7ZM6 256V257H7ZM112 256H113V254H112ZM127 256V255H126ZM77 258V259H78ZM132 258V257H131ZM131 258H129V259H131ZM141 258V257H140ZM144 258V257H143ZM142 258V259H143ZM150 258V257H149ZM153 258V257H152ZM151 258V259H152ZM25 259V258H24ZM32 259V260H33ZM136 259V258H135ZM151 259L149 260V263H150V261H151ZM154 259V258H153ZM8 260V259H7ZM27 260V259H26ZM31 260V261H32ZM121 260V259H120ZM124 260V259H123ZM143 260H146V258L145 259H143ZM148 260V259H147ZM147 260L145 261V262H147ZM155 260H156V257H155ZM24 261V260H23ZM22 261V262H23ZM74 261H75V259H74ZM78 261H79V259H78ZM119 261V260H118ZM125 261V260H124ZM123 261V262H124ZM128 260H126V262H127ZM132 261V260H131ZM133 261H135V260H133ZM27 262H28V260H27ZM88 262V261H87ZM130 262V261H129ZM141 262V260L139 261V263ZM24 263V262H23ZM31 263V262H30ZM80 263V262H79ZM82 263V262H81ZM121 263V262H120ZM128 263V262H127ZM154 263V262H153ZM21 264V263H20ZM76 264V263H75ZM82 264H86V262L85 263H82ZM130 264V263H129ZM132 264V263H131ZM147 264V263H146ZM150 264H152V262L150 263ZM263 264V263H262Z\"/></svg>", "mask_w": 264, "mask_h": 264}]
</instances>
